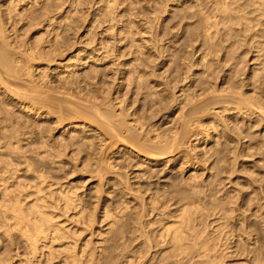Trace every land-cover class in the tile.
<instances>
[{
    "label": "rangeland",
    "instance_id": "obj_1",
    "mask_svg": "<svg viewBox=\"0 0 264 264\" xmlns=\"http://www.w3.org/2000/svg\"><path fill=\"white\" fill-rule=\"evenodd\" d=\"M5 2V4H4V2ZM10 1V2H9ZM15 0H0V4L1 5H3V7H8V6H10L11 4H14V6L16 5V3H17V0L14 2ZM32 0H30V2H31ZM46 1V0H45ZM44 0L42 1V0H37V2L39 3H42V2H45ZM68 1V2H67ZM67 1H60V7H58V8H56L57 10H55V11H58L60 14H62L63 13V11L66 9V8H68V10H69V8L70 9H72L73 11H74V9H75V12H73V18H74V20H76L75 22H74V20H72L71 21V25H72V30H71V28L70 29H68L67 30V32H69L68 34H67V32H64L63 34V37L64 36H67V38H65V43L67 42H71V44L70 43H66V44H64V50H65V53H61L62 54V56L60 55V54H58V56L57 57H59V58H55V60L57 61H55V62H53V63H51V64H49L48 65V67L50 68L51 67V70H54V69H56L54 72H51V70H49V74H53L52 76L50 75V81L48 82L49 84H48V92H47V96H49L50 98H54V99H60V103H61V105L63 106V107H68V108H73L75 105L74 104H69V103H67V102H63V100L62 99H64L65 100V96H64V94L65 95H69V96H71L72 97V100H74L73 99V96L74 97H77V98H75V100L76 99H78V97L80 96V94H82L81 92H78V89H76L77 88V84H78V88L80 87V88H83L87 83H85V84H83V83H81V81H78L77 80V77L79 76V75H81L82 76V74H84V71H85V74L86 73H88V72H90V73H92V71L91 70H89L88 71V69H89V67H86L85 65H84V61H86V57L87 56H89L88 54L94 49V48H96V47H98L97 46V44H100L101 42V40H102V42L103 41H105V38H106V42H108V41H110V39L109 38H107V35H109V34H107V29L106 28H108V26H110L109 24H112L113 23V25H115V30H114V33H115V35H114V39H115V43H114V46H115V48H114V52L112 53V55L114 56H112L111 58H109V59H111L110 61H109V59L108 60H105V61H103V63L102 64H100V62L99 63H96V64H98L97 65V68L98 69H100V74H98V75H100L98 78H96V80H95V77H94V79H91L90 78V76L91 77H93L94 75L93 74H91V75H89L88 74V77H89V82L91 83V81H92V84L93 85H91V87L90 88H87V87H89V86H86V88H83V91L85 92H87V91H89V89L90 90H92V92H94L95 90H96V88L98 89V87H97V85H94V84H96L95 83V81L97 82V80L99 81V82H102V84L100 83V85H102L101 86V88H99L98 89V94L100 95L101 94V96H99V95H97V97H101V98H104V100H105V102L107 101V104L108 105H112V107L113 108H111V109H113V110H115V112H118L120 109H118L119 108V103H117V101H118V99H119V101H121L122 99L124 100V102L125 103H123V100L121 101L122 102V105H124V109L127 111V113H136V115L138 114V111L139 112H141L140 114H138V115H142L143 113L145 114H143L142 116H144V117H147V119L146 120H148V122H147V129H151V130H156L157 131V133L158 132H161V133H167V135H172L174 132H176V131H178L179 129L178 128H180V134H181V145H180V153H178V152H176V153H173V155L171 154V155H169V156H166L165 158H163V159H160L158 162H159V164L160 165H162V166H160L159 164H158V166L156 165V167L155 166H151V168H152V170L151 169H149L150 167L149 166H147V163L145 162V161H147L148 163H150L149 161H148V159H146L145 157V155H144V152H142V151H140V150H138V151H134L133 149H131V147L132 146H130L131 145V143L127 140V139H124L125 141H123V139H117V138H115V139H113V137L114 136H110L111 134H110V131H108V130H106V131H104L105 129H103L102 127H99V129L101 130V131H99V132H101V133H98V126H100V124H98L97 125V123H95V122H97L96 120L95 121H93L92 122V120H94L95 118H93V117H91V116H89V115H83V116H77L76 114H74V113H68L65 109V111L62 109V111H64L63 113H61V110L60 111H58L57 110V112H56V110L54 111V113L55 114H53L52 112L51 113H49V114H47L46 112H44L45 110H43V109H41L40 111L38 110V112L41 114H34L33 112L32 113H26L25 114V112H22L20 109H21V107H22V105H27L28 103L26 102V101H24V99H20V97H18V96H16L15 95V97H14V95H13V97H12V95L9 97L8 96V94H5L3 91V89H1L0 88V101L2 100V99H4L6 102H4L3 100V102L1 101L0 102V110H1V112H5V115L8 113V115H10L11 116V118H10V116H8L7 115V122H6V124L8 125V126H3L2 125V123H1V125H0V129H1V131H0V133L2 132V131H4L5 129L7 130L8 129V131H5L6 133H10V134H8V135H6V133H5V135H6V137L7 136H9V138L7 139L6 137H4V139H1V134H0V144H2V143H6V145H9L10 147H9V149L7 150V152H3V153H0V160L2 161L3 160V162H1L0 161V165H1V167H3V170H1L0 169V176L1 177H3V178H6V181L8 182V184H11L12 182H14V180H20L21 182H23L22 184L23 185H26V184H29V181H31L32 180V182H33V175L34 174H36L37 172L36 171H40V172H42V174L44 173L45 174V176L48 178V177H50L48 180L49 181H51L52 183H54V184H56V186L57 187H59V186H61V188H63V189H67L68 187L70 188V187H73L75 190L77 189V192L76 193H78V194H80V196L79 197H81L85 202H83L82 201V199H81V201L83 202L82 203V205L84 204V206L85 207H83V209H84V211L85 212H87L88 214H89V212H90V215L92 216L91 218H92V224H91V226L88 228V229H86L87 231H82V232H80V234L76 237L78 240H77V243H79L78 241H83V240H85V241H87V245L89 246V247H87V245H86V247H85V249H86V251H88V257H87V259H90V257L92 256V257H94V255H96V253H97V250H101L102 251V255H101V261H102V263H104V260L107 258V261L108 262H105V263H109L110 264V262H111V264H115V262L117 261H119V262H121V263H119L118 262V264H170V262H171V264L173 263V264H176V260H177V258H178V260L180 261H177V263H179V264H184L185 262H186V260H187V264H193V260H195L197 257H198V255H199V257H202L203 255H205V256H203L204 258H209V255H210V260H214V261H220V262H222L223 264L225 263H227V264H251V263H253V264H258L257 262L259 261V264L261 263V264H263L264 263V134H262L261 136L259 135V134H261V133H264V128H263V126H264V122H259V123H261V125L258 123V121H254V123H248V122H238V124H240L239 126H238V132L240 133L241 132V134H247V132L250 130L251 132H252V135H254L253 137H254V140L255 139H257L258 138V136H260V138H258V139H260V140H255V142H254V140H253V137L252 136H250L251 138H252V140H251V143H250V146L248 145L249 144V142H248V140L250 139L249 138V134H251V132L249 131L248 133V135L246 136H244L243 135V137L244 138H247V140H245V142H244V138H241L240 139V136H241V134L240 135H238V134H236V138L234 137V138H232L231 139V137H233V136H235V134H233L229 139H231L230 141L228 140H226L225 141V143H223V150L222 151H220L219 153H221L222 154V156H220L219 158L217 157V156H213L214 154H217V150L215 149V147H216V145L214 146L213 145V143H212V141H213V138L214 139H216L217 137H216V135H215V131H214V129H213V127L211 126V123H209L213 118L211 117V116H213L214 117V115H213V113L211 112V111H213L212 109H209V110H211L210 111V113L212 114H210V113H205L207 116H209V118L210 119H208L207 118V116L206 115H204V121H202L201 123L202 124H197V123H191V122H189V123H187V124H184V126H183V123H182V117H183V114H185L189 109H190V106L188 105L189 104V102L190 101H188V98L187 97H181L180 95H181V92H179V89H182L183 87H187V86H190L189 87V95H196L197 94V87H196V85L195 84H193L192 83V81L190 82L189 80H188V78H186V80L184 81L183 80V78H181V79H177V78H175L174 76H173V78H169L168 76H167V65H165V67H159V65H160V63H164V61H165V58L167 59V57L169 58V61L167 62L169 65V71H172V69L170 70V68H171V66H172V68L173 69H175V67L177 66V64L176 63H174V58L175 57H178L177 59H179V57H182L181 58V60L182 59H185V58H183V57H185L186 55H187V53H188V55H187V59H185L183 62L185 63H183V62H181V60L179 61H177V60H175V61H177V62H181L180 63V68H183V67H191L190 69L191 70H193V72L195 71V72H198L199 70H200V65H199V60H201L200 58H202L201 57V55L203 54V49H201L202 48V46L201 45H199V43H197V40H195V39H193L192 40V38H191V40H190V37H193L192 35H193V33L191 32V31H198V29H199V27L198 26H200L199 24H201L199 21V19H198V16H200L201 15V13H202V15H201V17H203V15H204V17L205 18H210L211 20H213L214 19V17H213V14H214V12H211V11H209V9L211 10V8H212V6L211 5H209V3L207 2V1H203V2H199L200 4L202 3V5H198V7H197V5H195V2L194 1H192V2H190V0H187L186 1V3L185 4H191L192 3V7L190 8V7H188V9L190 10H192V13H194V11H195V9H196V12H197V14H195L194 16H192L193 14H190L191 13V11H188L187 13L189 14L188 16H190L191 15V19H187L188 20V25H190V22H191V24L194 22L195 24H196V22L195 21H197V20H199V21H197V26H195V24H194V26H192V25H190L191 26V31H188V30H185V27L186 26H188L187 25V23H184V25H185V27H184V25H183V27L180 29L179 28V30H178V28L177 27H173V20H172V22L169 20V17H168V12L166 11L167 9H166V4L167 3H169V4H171V3H176V0L174 1V0H169L168 2L166 1V0H73V2H72V0L70 1V0H67ZM75 1V2H74ZM110 1H115L116 2V8H115V10H114V12H113V15H112V17H110L109 15V17H106L105 15L108 13V9H107V5L109 4V2ZM170 1H171V3H170ZM174 1V2H173ZM201 1V0H200ZM231 1V0H230ZM241 1H243V0H241ZM21 2H23V3H25L26 5L28 4L29 6L31 5V4H29L28 2H29V0H26V1H24V0H22ZM64 2H66V3H64ZM77 2V3H76ZM187 2H190V3H187ZM193 2H194V6H193ZM61 3H62V5H61ZM70 4L71 5V7H70V5H68V4ZM72 3V4H71ZM8 6H7V5ZM19 5H21V3H18ZM25 4H22L23 6L25 5ZM65 4V5H64ZM169 4H168V6H169ZM207 4H208V6H207ZM68 5V6H67ZM163 5H165V6H163ZM205 5H206V7H205ZM12 7H13V5H11ZM22 6V7H23ZM62 6V7H61ZM67 6V7H66ZM175 6V5H174ZM200 6H201V10L199 11V8H200ZM211 6V7H210ZM26 6H24L23 8H21V6H20V10L22 9H26L25 8ZM35 6H33V7H31V8H34ZM196 7V8H195ZM207 7H208V9H207ZM210 7V8H209ZM74 8V9H73ZM168 8V7H167ZM204 8V10H202ZM209 11H207L206 9ZM77 9V10H76ZM247 8H243V10H246ZM21 10V11H22ZM107 10V13L105 12L104 13V11H106ZM213 10V9H212ZM54 11V12H55ZM61 11V12H60ZM203 11V12H202ZM58 12H55V17L56 18H58V20H61L62 19V16L61 15H59V13ZM195 12V13H196ZM198 12H199V14H198ZM204 12L206 13V14H204ZM58 13V14H57ZM75 13V14H74ZM208 13H211V15H209ZM116 14V15H115ZM207 14L209 15V16H207ZM57 15H59V16H57ZM76 15V16H75ZM104 15V16H103ZM115 15V16H114ZM198 15V16H197ZM103 16V17H102ZM197 16V17H196ZM207 16V17H206ZM59 17H60V19H59ZM75 17L77 18V19H75ZM79 17V18H78ZM106 17V18H105ZM120 17H122V18H120ZM124 17V18H123ZM196 17V20H193L194 18ZM213 17V18H212ZM72 18V19H73ZM109 18H114V19H112V21H111V19H109ZM193 18V19H192ZM78 19H79V21H78ZM122 19V20H121ZM125 19V20H124ZM168 19V20H167ZM81 20V21H80ZM108 20V21H107ZM127 20V21H126ZM193 22H192V21ZM100 21H102V22H100ZM116 21V22H115ZM43 22V24L41 23V20H40V22L38 21V23H37V21L35 22V23H37L35 26L37 27V29H36V27L35 26H32V27H28V26H26V24H24L23 23V25H24V29L26 30V28L28 27L29 29L28 30H24L23 29V25H22V23H20V25H18V26H15V27H18V28H15L13 25L11 26V24L9 25L8 24V26H6V28H8L10 31L13 29V33L12 32H10L9 30H8V32L9 33H11L10 35V37L11 38H16L17 36L18 37H20V38H17L20 42H25V45L27 46V45H30V44H32L33 46L34 45H38L39 44V39L41 38V37H52L51 36V34H49V31L48 30H50V29H48V23H46V21H42ZM45 22V23H44ZM74 22V23H73ZM76 22H78L77 24H76ZM81 22V23H80ZM103 22H104V24H103ZM112 22V23H111ZM124 22V23H123ZM168 22H171V23H169V25L167 24ZM223 22L224 23H228L226 20H223ZM41 25H40V24ZM73 23V24H72ZM121 24V25H120ZM171 24V25H170ZM22 25V26H21ZM40 25V26H39ZM43 25V26H42ZM169 27H168V26ZM202 25V24H201ZM9 26H11L10 28H9ZM45 26V27H44ZM146 26H148L147 28H145ZM190 26H188V27H190ZM26 27V28H25ZM42 27V29H40ZM126 27V28H125ZM173 27V28H172ZM194 27V28H193ZM12 28V29H11ZM48 29V30H44V29ZM124 28V29H123ZM169 28V29H168ZM196 28H198V29H196ZM202 28V26H200V29ZM16 29V30H15ZM22 31H21V30ZM36 29V30H35ZM40 29V30H39ZM176 29V30H175ZM185 31H187L188 33L189 32H191V35H190V33L188 34L187 32H185V34H184V30ZM186 29H188V28H186ZM193 29V30H192ZM37 30H39V31H37ZM69 30H71V31H69ZM128 30V31H127ZM168 30H169V32H168ZM190 30V29H189ZM16 31V32H15ZM24 31V32H23ZM33 32V34L31 35V33ZM44 31V32H43ZM45 31H47V33L45 32ZM90 31V35L88 36V32ZM106 31V33H104ZM118 31V32H117ZM131 32V33H129L128 35H127V32ZM177 33H176V32ZM19 32V33H18ZM72 32V34H71V36L69 35L70 33ZM103 32V33H102ZM117 32V33H116ZM121 32V33H120ZM194 32V33H195ZM14 33L16 34V35H14ZM24 33V34H23ZM25 33L26 34H28L27 36L25 35ZM104 35L103 37H102V34ZM123 33H125V34H123ZM168 33V34H167ZM181 33H183L184 34V37H183V39H181L182 38V34ZM20 34V35H19ZM41 34L43 35V36H41ZM47 34V35H46ZM106 34V35H105ZM118 34H120V35H117ZM133 34V35H132ZM177 34V35H176ZM178 34H180V36H181V38H180V36H178ZM187 34V35H186ZM13 35V36H12ZM25 36V37H21V36ZM30 35V36H29ZM35 35V36H34ZM123 35V36H122ZM176 35V36H175ZM189 35V38H188V42H191V43H188L187 42V36ZM33 36H34V38H33ZM40 36V37H39ZM69 36H70V38H69ZM117 36V37H116ZM120 36V37H119ZM30 37V39L28 40V38ZM32 37V38H31ZM37 39H36V38ZM39 37V38H38ZM49 37V38H50ZM131 37V38H130ZM179 37V40L177 41V43L179 44V45H177V44H175L176 42H175V40H176V38H178ZM21 38H23L22 40H21ZM49 38H47V40L49 39ZM102 38H104V39H102ZM184 38H186V40L184 39ZM26 39L28 40V42L26 41ZM51 39V38H50ZM70 41H69V40ZM92 39V40H91ZM101 39V40H100ZM131 39V40H130ZM181 39V40H180ZM35 40V44H33V41ZM67 40V41H66ZM89 40H91L92 42H91V45L88 43V41ZM95 40V42H93ZM117 40V41H116ZM120 40V42H118ZM127 40L129 41V43H127ZM132 40H134V41H132ZM183 40H184V43H183V46H181L182 44V42H183ZM31 41H32V43H31ZM38 42V44H37V42ZM124 41H125V43H124ZM180 41V42H179ZM30 42V44H27V43H29ZM100 42V43H99ZM134 42V44H132ZM195 42V44L194 45H192L191 46V44H193ZM93 43V44H92ZM144 43H146V44H144ZM24 44V43H23ZM120 44V45H119ZM141 44V46H140V48L138 47V45H140ZM190 44V45H189ZM196 44H197V46H196ZM42 45V44H41ZM68 45V46H67ZM89 45V46H88ZM94 45H95V47H94ZM133 45V46H132ZM136 45V46H135ZM179 47H177V46ZM184 45H188V47L186 46V48H185V46ZM45 46V45H44ZM65 46H67L66 48H65ZM70 46V47H69ZM174 46H176L177 48L175 49L176 51H174V54H173V51L172 50H174ZM181 46V47H180ZM195 46V47H194ZM248 46H249V44H248ZM94 47V48H93ZM118 47V48H117ZM185 48V49H183V48ZM201 47V48H200ZM250 47V46H249ZM248 47V48H249ZM182 50H184V51H182V52H184V56H183V53H181V49ZM194 48V49H193ZM247 48V49H248ZM253 48L255 49V47H250L249 48V50H247V52L245 51V52H243L241 55H243L244 57H246V54L245 53H248L249 55L247 56L248 57V59H247V61H246V58L243 60V61H245V62H247L248 64H246V63H243L242 62V65H241V63L238 65V67H236V69L237 68H240L241 69V66H243L242 68L243 69H241V71L243 72V74H244V72H245V74L244 75H242V74H240V69H238L239 71L236 73V75L238 74V80H240V79H242L243 77V81H245V80H249L248 79V77L250 76V74L249 75H247L248 73H250V71H252V69L253 68H255V71L256 72H259V71H257V68H258V66H259V70H260V68H263V64H262V66H261V64H257V63H261V62H259L260 61V57L263 55V53H264V49H260L259 50V48L257 47L256 48V51L255 50H253ZM69 49V50H68ZM92 49V50H91ZM126 49V50H125ZM170 49H172V50H170ZM190 49H192L193 50V52H192V50H190ZM251 49V50H250ZM257 49H258V51H257ZM67 50V51H66ZM132 50V51H131ZM179 50V51H178ZM186 50V51H185ZM197 50H199L198 52H197ZM200 50H202V51H200ZM253 50V51H252ZM134 51V57H136V55H137V53L139 54V55H137V56H141V58L142 59H138V61H140L139 63H141V65L138 63V61H136V63L137 64H139L138 65V67L141 69V66H142V64L144 63L143 62V57L145 58V63H144V68L146 67V65H147V63H149V65H151L150 67L149 66H147V67H149V69L151 70H148L147 69V67H146V69L147 70H145L144 68H143V66H142V69L144 70V72H146V71H150V72H146V74L149 76H147L148 77V79L150 78L151 79V77L152 78H154V80L152 81V80H150L151 81V83L152 82H154L152 85V89H153V91L154 92H156L157 93V95L154 97V99H155V101H153V102H149V100H145V96H144V98H142L143 97V95L145 94L144 92H145V88H140L142 91H143V93L144 94H142V91L140 92L141 94H139V92L137 91L138 89H135V85L131 82V81H129V80H124V79H122L121 78V73H123V71H124V68H126L127 66V68H129L130 66H129V64H130V61H131V58L133 59V52ZM136 51V52H135ZM169 51H172V52H169ZM192 53H194V52H196V53H194V54H192ZM249 51H250V53H249ZM64 52V51H63ZM80 52V53H79ZM167 52H169V53H167ZM178 52V53H177ZM81 54L80 56H81V58L82 59H85V60H83V64L82 63H79L78 61H77V55L76 54ZM118 53V54H117ZM124 53V54H123ZM132 53V54H131ZM141 53V54H140ZM172 53V54H171ZM176 53L179 55L180 54V56H177L176 55ZM130 54V55H129ZM163 54H164V56H163ZM181 54H182V56H181ZM189 54H191V56H189ZM116 55V56H115ZM132 55V56H131ZM162 55V56H161ZM169 55V56H168ZM174 55H176V56H174ZM240 55V56H241ZM94 58L96 57V58H99V54L98 53H95L94 52V55H92ZM128 56H130V57H128ZM146 56H147V58H146ZM161 56V57H160ZM174 58H173V57ZM189 56V57H188ZM193 56V57H192ZM196 56V57H195ZM199 56V57H198ZM203 56V55H202ZM258 56H259V58H258ZM159 57H160V59H159ZM165 57V58H164ZM171 57L173 58L172 60H170L171 59ZM195 57V58H194ZM242 57V56H241ZM244 57H242V58H244ZM257 57V58H256ZM113 58V59H112ZM115 58H116V61H114L113 62V60H115ZM154 58H155V61H153L154 60ZM192 58V59H191ZM199 58V59H198ZM264 57H261V59H263ZM147 59V60H146ZM152 59V61H150ZM159 59V60H158ZM163 59H164V61H163ZM188 59H190L189 60V64H188ZM257 61H256V60ZM259 59V60H258ZM68 60H71V61H69L68 62ZM193 62H192V61ZM196 60V65H198V67L195 65V61ZM255 60V61H254ZM106 61H108V62H106ZM129 61V62H128ZM133 62H134V60H132ZM146 61H148V62H146ZM75 62H77L76 64L78 65V66H73L72 68L73 69H76L77 70V72H78V75H77V77H76V81L74 82V85L76 86V88H75V86L74 85H72V84H70V87H69V85H68V89H67V87H65L64 85H61L60 84V82L58 81H56V80H58V79H60V77H61V74H62V76H64V73H65V75L67 74V69L68 68H66L67 67V65H70L71 63L73 64H75ZM87 62H89L90 63V61H88L87 60ZM153 62V63H152ZM160 62V63H159ZM166 62V61H165ZM191 62V63H190ZM256 62V63H255ZM46 62H39L38 64H41V65H39L41 68H43L44 66H45V68H46V64H48V63H46ZM69 63V64H68ZM114 63V64H113ZM116 63L118 64V65H116ZM157 63V65H155ZM198 63V64H197ZM253 63H255V64H253ZM42 64H44V65H42ZM54 64V65H53ZM75 64V65H76ZM82 64V65H81ZM90 64H92V63H90ZM154 64V65H153ZM174 64V65H173ZM183 64H184V66H183ZM191 64H193V67H192V65ZM53 65V66H52ZM114 65H115V67H114ZM120 65V66H119ZM126 65V66H125ZM171 65V66H170ZM176 65V66H175ZM189 65V66H188ZM241 65V66H240ZM248 65V66H247ZM258 65V66H257ZM106 66V67H105ZM159 67V69H158V71H157V68H156V72L154 71L155 70V67ZM247 66V67H246ZM254 66H256V67H254ZM82 67V68H81ZM85 67V68H84ZM124 67V68H123ZM153 67V68H152ZM178 67V66H177ZM177 67H176V69H177ZM195 67V68H194ZM253 67V68H252ZM82 69L83 71H81V70H78V69ZM115 68H116V70H115ZM152 68V69H151ZM247 68V70H245ZM48 69V68H47ZM86 69V70H85ZM176 69H175V71H176ZM198 69V70H197ZM65 70H66V72H65ZM69 70V69H68ZM244 70V71H243ZM81 71V72H80ZM120 71V72H119ZM249 71V72H248ZM260 71H262V72H264V68H263V70H260ZM83 72V73H82ZM103 72V73H102ZM192 72V71H191ZM241 72V73H242ZM80 73V74H79ZM133 72H131L129 75H131ZM152 73V74H151ZM170 73V75H172L174 72H169ZM101 74H102V76H101ZM158 76H157V75ZM240 74V75H239ZM93 75V76H92ZM155 75V76H154ZM242 75V76H241ZM245 75H247L248 77H245ZM37 76V75H36ZM59 76V77H58ZM81 76H79L80 77V79H81ZM114 76V77H113ZM119 76V77H118ZM239 76H241V78L239 79ZM57 77V78H56ZM103 77V78H102ZM104 77H106V78H104ZM112 77V78H111ZM146 77V78H147ZM237 77V76H236ZM36 78V77H35ZM101 81H100V80ZM108 79V80H107ZM190 79V78H189ZM86 80H87V78H86ZM216 80H217V77L215 78V80H214V82H216ZM105 83H104V82ZM128 81H129V83H128ZM80 82V83H79ZM121 82V83H120ZM126 82H127V85H126ZM107 83V84H106ZM122 84V86H120V84ZM125 83V84H124ZM52 84V85H51ZM83 86H82V85ZM89 84V83H88ZM59 85V86H58ZM61 85V86H60ZM105 85V86H104ZM123 85H125V86H123ZM129 85V89H130V91H129V89L127 88V86ZM132 85H134V87L132 86ZM74 86V88H75V90H77V91H75L74 90V88H72ZM93 86H94V88H93ZM132 86V87H131ZM56 87V88H55ZM62 87H64V89L62 88ZM100 87V86H99ZM103 87H105L104 89H103ZM121 87V88H120ZM125 89H124V88ZM72 88V89H71ZM134 88V89H133ZM25 89V90H24ZM27 89L28 88H24V87H22L21 88V90H22V92H21V90L19 91L20 93H23L24 91V93H27L26 91H27ZM61 89V90H60ZM84 89H86V90H84ZM93 89H94V91H93ZM120 89H122V90H120ZM128 89V93L129 94H125V90H127ZM144 89V90H143ZM2 90V91H1ZM65 90H67V92L65 91ZM100 90H101V92H100ZM103 90V91H102ZM131 90L132 91H134V92H136L137 91V94L138 95H140V97L139 96H137L136 97V93L135 94H133L134 92H131ZM263 90H264V88H263ZM63 91H64V93H63ZM75 91V92H74ZM82 91V92H83ZM106 91V92H105ZM122 91V92H121ZM140 91V90H139ZM244 91H248L247 90V88H245L244 89ZM2 92V93H1ZM71 93V95H70V93ZM76 92H78V94L76 93ZM124 92V93H123ZM249 92V91H248ZM95 93H97V90L95 91ZM105 93V94H104ZM119 93V96L120 97H118V94ZM123 95H122V94ZM4 94V95H3ZM132 94V95H131ZM2 95V96H1ZM7 97H6V96ZM62 95V96H61ZM73 95V96H72ZM78 95V96H77ZM262 95H264V91L262 92ZM105 96V97H104ZM115 96H117L118 98L117 99H115L114 97ZM4 97V98H3ZM16 97H18L17 99H15ZM111 97H112V99L114 100L115 99V101L116 102H114L112 99H111ZM139 97V98H138ZM6 98V99H5ZM137 98V99H136ZM141 98V99H140ZM263 98H264V96H263ZM20 99V100H19ZM121 99V100H120ZM144 99V100H143ZM98 100V99H97ZM111 100V101H110ZM19 101V102H18ZM23 102V103H22ZM56 102V101H55ZM110 102V103H109ZM120 102V103H121ZM130 104H129V103ZM263 102H264V99H263ZM3 103V107H2V104ZM6 103H8L7 105H6ZM116 103H117V105H116ZM126 104V105H125ZM20 107H19V106ZM67 105V106H66ZM263 105H264V103H263ZM71 106V107H70ZM118 106V107H117ZM121 106V105H120ZM137 106H138V108H137ZM76 107L77 106H75L74 108L76 109ZM111 107V106H110ZM121 107H123V106H121ZM137 109H136V108ZM7 108V109H6ZM73 108V109H74ZM4 111H3V110ZM10 110V111H9ZM47 110V109H46ZM134 110V111H133ZM138 110V111H137ZM209 110H208V112H209ZM7 111V112H6ZM125 111V112H126ZM11 112V113H10ZM150 112V113H149ZM154 112H156L155 114H156V116L154 115ZM15 113V114H14ZM24 113V114H23ZM151 113H153V115L151 114ZM12 114V115H11ZM59 114H60V116H59ZM65 114V115H64ZM209 114V115H208ZM14 115V116H13ZM46 115V116H45ZM56 115V116H55ZM73 115H75V116H73ZM151 115V116H150ZM53 116V117H52ZM14 117V118H13ZM77 117V118H76ZM88 117H90V118H88ZM149 117V118H148ZM13 118V119H12ZM81 118V119H80ZM86 118H88L87 120H86ZM212 118V119H211ZM56 119H58L57 121H56ZM145 119V118H144ZM17 120V121H16ZM23 120V121H22ZM187 120H189V118L187 119ZM210 120V121H209ZM13 123H12V122ZM209 121V122H208ZM91 122V123H90ZM255 122L256 123H258V127H259V125H260V129L258 128V127H256V124H255ZM99 123V122H98ZM216 123V122H215ZM243 123V124H242ZM12 124V125H11ZM13 124H15V125H13ZM29 124V125H28ZM36 124V125H35ZM80 124H82V128H80L79 130L77 129V130H74V129H72V127L74 126V125H80ZM94 124H96V125H94ZM202 125V126H201ZM242 125H243V130H242ZM252 125V126H251ZM255 125V127H253ZM263 125V126H262ZM10 126H13V127H10ZM95 126H97V127H95ZM183 126V127H182ZM211 126V127H210ZM250 126V127H249ZM5 127H7V128H5ZM219 127H220V125H218V129H219ZM33 128V129H32ZM45 128V129H44ZM98 130H97V129ZM103 130H102V129ZM245 128H246V130H245ZM255 128V129H254ZM257 128V129H256ZM93 129V130H92ZM211 129V130H210ZM213 129V130H212ZM240 129V130H239ZM252 129V130H251ZM182 130V131H181ZM206 130H209V131H206ZM260 130V131H259ZM9 131H11V132H9ZM93 131H94V134H93ZM242 131L244 132V133H242ZM245 131H246V133H245ZM254 131H255V133H256V131H257V133L256 134H258V135H256L255 133H254ZM259 131V132H258ZM18 132V133H17ZM98 133V134H96V133ZM214 132V133H213ZM261 132V133H260ZM39 133V134H38ZM45 133V134H44ZM109 133V134H108ZM126 133V132H125ZM155 133V132H154ZM154 133H152V134H154ZM17 134V135H16ZM31 134V135H30ZM85 134H87V135H89V136H85ZM105 134V136L106 137H104L103 135ZM14 135V136H13ZM24 135V136H23ZM37 135V136H36ZM92 135H94L95 137L94 138H96L97 137V139H94L93 138V136ZM97 135V136H96ZM102 135V136H101ZM108 135H109V137H108ZM198 135V136H197ZM45 136V137H44ZM77 136H79V137H77ZM101 136V137H100ZM197 136V137H196ZM237 136H238V138L241 140V142H240V140L237 138ZM263 136V137H262ZM49 137H50V139H49ZM72 137H73V140H72ZM75 137V138H74ZM87 137V138H86ZM94 139V141L92 140V142H90L92 145L91 146H93V147H89V144H86V141H87V143L90 141V139H92V138ZM104 139H103V138ZM112 137V138H111ZM242 137V136H241ZM41 138V139H40ZM68 138V139H67ZM107 138V139H106ZM111 138V139H110ZM262 138V139H261ZM7 139V140H6ZM71 139V140H70ZM77 139V140H76ZM218 139L219 140H221V141H223L224 139H222V137L221 138H219L218 137ZM234 139H236L235 141H234ZM239 141H238V140ZM242 139H243V141H242ZM102 140H104L103 142H102ZM122 140V141H121ZM233 140V142L231 143V141ZM58 141V142H57ZM75 141V142H74ZM78 141H81V147L77 144H75V143H78ZM127 141V142H126ZM247 141V142H246ZM260 141V142H259ZM71 142V143H70ZM73 142V143H72ZM96 142V144H94ZM103 143V144H101V143ZM227 142V143H226ZM228 142L229 143H231L232 145H228ZM257 142H259V143H257ZM12 143V144H11ZM85 143V144H84ZM128 143V144H127ZM241 143H243V144H241ZM245 143L247 144V145H245ZM255 143V144H254ZM257 143V144H256ZM260 143H261V145H260ZM16 144V145H15ZM45 144L47 145V146H45ZM70 144H72V145H70ZM75 144V145H74ZM80 144V143H79ZM94 144V145H93ZM98 144H100V146L98 145ZM215 144H217V142L215 141ZM227 144V145H226ZM252 144H253V147H251L252 146ZM258 144L260 145V146H258ZM19 145H20V147H19ZM85 146L86 145V147H83V146ZM87 145H88V148H90L91 149V151H90V149H87ZM243 145L245 146L243 149H242V147H243ZM257 145V146H256ZM58 146V147H57ZM67 146V147H66ZM78 146V147H77ZM246 146H247V149L248 150H246ZM65 147V148H64ZM82 147L85 149V150H82ZM95 147V148H94ZM97 147H99V150H98V148ZM100 147H101V149H100ZM229 149H228V148ZM97 148V149H96ZM232 148H234V149H232ZM249 148H253V149H249ZM75 149V150H74ZM78 149V150H77ZM96 149V150H95ZM13 150V151H12ZM22 150H24V151H22ZM79 150H82V151H80L79 152ZM88 150L90 151V152H92V150H95L94 151V154H93V152L89 155L88 153H90V152H88ZM126 150L130 153H128L129 154V156H127L128 154H126L127 152H126ZM133 152H135V154L134 153H132V156L130 157V155H131V152L132 151ZM229 151V153L227 154V151ZM242 150V151H241ZM243 150L246 152V153H244L243 152ZM9 151V152H8ZM12 151V152H11ZM17 151H19V152H17ZM52 151V152H51ZM86 151H87V153H86ZM99 151V152H98ZM124 151H125V154H124ZM240 151V152H239ZM251 151V152H250ZM17 152V153H16ZM58 152V153H57ZM61 152V153H60ZM139 152V153H138ZM142 152V153H141ZM207 152V153H206ZM225 152H226V154H225ZM249 152V153H248ZM8 153V154H7ZM54 153V154H53ZM66 153V154H65ZM79 153V154H78ZM96 153V154H95ZM178 153V154H177ZM242 153H244L245 154V156H247V157H245ZM255 153V154H254ZM1 154H3V156H1ZM42 155V156H40V155ZM63 154V155H62ZM139 154H141V155H139ZM176 154V155H175ZM239 155V156H237V158H235L236 157V155ZM263 154V155H262ZM91 155H92V157H91ZM144 155V156H143ZM217 155H220V154H217ZM240 155H241V157L242 156H244V157H242V159H241V157H240ZM251 155H252V157H251ZM65 156V157H64ZM72 156V157H71ZM87 156H88V158H89V156H90V158H89V160L87 159ZM97 156V157H96ZM99 156V157H98ZM101 156V157H100ZM46 157V158H45ZM63 159H62V158ZM70 157V158H69ZM95 157H96V159L97 160H99L100 161V163H99V161H98V165L96 164V162H97V160H95ZM138 157L140 158V160L138 159ZM175 157V158H174ZM213 157H215V159L213 158ZM217 157V158H216ZM229 157V158H228ZM232 159H231V158ZM253 157H255V158H253ZM40 158V159H39ZM69 158V159H68ZM78 160H77V159ZM100 158V159H99ZM173 158H174V160H173ZM233 158H235V160H233ZM253 158V159H252ZM12 159V160H11ZM75 159V160H74ZM85 159H86V161H85ZM94 159V160H93ZM170 159V161H168V162H166V160H169ZM230 159V160H229ZM55 160H57V161H55ZM59 160V161H58ZM68 160V161H67ZM74 160V161H73ZM83 160V161H82ZM94 162H92V161ZM138 160V161H137ZM214 160V161H213ZM252 160H254L253 162H252ZM7 161V162H6ZM39 161V162H38ZM44 161V162H43ZM81 161V162H80ZM85 161V162H84ZM91 161V162H90ZM96 161V162H95ZM118 161V162H117ZM246 161V162H245ZM5 162V163H4ZM64 162V163H63ZM78 164H76V163ZM83 162V163H82ZM87 162V163H86ZM91 164H93V165H91ZM101 162H102V164H104V165H101ZM107 162V163H106ZM248 162H251V163H253V165L251 164V163H248ZM255 162H256V165H254L255 164ZM261 162V163H260ZM7 163V164H6ZM47 163V164H46ZM61 163V164H60ZM70 163H72V164H70ZM86 163V164H85ZM152 163V162H151ZM243 163H246L247 164V167H246V164H243ZM258 163V164H257ZM4 164H6V165H4ZM87 164H89V166L87 165ZM100 164V165H99ZM120 164V165H119ZM124 164V165H123ZM70 165V166H69ZM90 165L92 166L91 168H90ZM112 165V166H111ZM148 165H150V164H148ZM244 165V166H243ZM252 165V166H251ZM257 165H258V167H259V169L257 168ZM73 166V167H72ZM75 166V167H74ZM87 166V167H86ZM101 166H102V168H103V166H104V169H102L101 168ZM108 166V167H107ZM122 166V167H121ZM253 167V168H249V167ZM263 166V170H262V168L261 167ZM7 167V168H6ZM59 167V168H58ZM62 167V168H61ZM97 167V168H96ZM113 169H112V168ZM162 167V168H161ZM215 167V168H214ZM243 167V168H242ZM77 168V169H76ZM80 168V169H79ZM102 169V170H100V169ZM105 168L107 169V173H106V170H105ZM110 168V169H109ZM119 168V169H118ZM122 168V169H121ZM158 169V170H156V169ZM160 168L162 169V170H160ZM164 168V169H163ZM214 168V169H213ZM246 168L248 169V172H247V170H246ZM257 168V169H256ZM260 168H261V170H260ZM29 169V170H28ZM95 169H96V171H95ZM98 169L100 170L99 172H101V173H98L97 171H98ZM109 169V170H108ZM118 169V170H117ZM195 169V170H194ZM36 170V171H35ZM79 170V171H78ZM103 170H105V172L103 171ZM160 170V171H159ZM165 170V171H164ZM249 170H250V172L252 173V175L253 176H250V172H249ZM256 170V171H255ZM35 171V172H34ZM112 172V174H111V172ZM153 171V173H151ZM196 171V172H195ZM245 171V172H244ZM255 171V172H254ZM5 172V173H4ZM34 172V173H33ZM72 172H74V173H72ZM102 172H104L103 174H102ZM108 172H110V173H108ZM116 173V176H115V173ZM126 172V173H125ZM156 172V173H155ZM162 173V176H158L159 177V180H158V178H157V175L159 174V173ZM219 173V175H218V173ZM259 172V173H258ZM1 173H3V175L1 174ZM105 173H106V175H105ZM118 173H121V175H123L124 176V178L123 177H121V176H119L118 175ZM124 173H125V175H124ZM146 173V176L144 175V174ZM158 173V174H157ZM161 173H160V175H161ZM67 174V175H66ZM101 174L103 175V178H101L102 176H101ZM140 174H142L141 176H140ZM151 174V175H150ZM154 174L156 175V176H154ZM192 174H195V176L197 175L199 178H200V180L201 181H203V185H202V183H201V181L199 180V178L196 176V179L197 180H199V181H197L196 179H195V176L194 177H189V176H191ZM210 174H212V176L210 175ZM215 174H216V178L214 177L215 176ZM260 174V175H259ZM263 174V175H262ZM10 175H13V176H11V177H13V178H11L10 177ZM49 175V176H48ZM57 175V176H56ZM111 175L113 176V177H111ZM128 175V176H127ZM153 175V176H152ZM6 176H8V178L6 177ZM60 176V177H59ZM104 176H106V177H104ZM108 176H109V178H108ZM145 176V177H144ZM147 176H148V178H147ZM149 176H151L150 177V179H149ZM218 176V177H217ZM56 177H57V179H56ZM99 177V178H98ZM128 177V178H127ZM141 177V178H140ZM152 177H154V178H152ZM252 177V178H251ZM12 179V181L10 182V180ZM17 178V179H16ZM112 178L114 179V181L116 180V178H117V181H111L112 180ZM122 178V179H121ZM131 178V179H130ZM142 178H146V181L143 179L142 180ZM191 178V179H190ZM207 178V179H206ZM211 179V180H213V179H215L216 180V182H213V181H215V180H213V181H211V183H214L213 185H212V187H210L211 185L210 184H207V183H209L208 182V180L209 179ZM10 179V180H9ZM14 179V180H13ZM101 179H102V181L103 180H106V181H103V182H101L102 183V185L101 184H99L100 183V181H101ZM121 179V180H120ZM186 179H187V181H188V179H190L189 181H191L192 179H194V181L195 182H197L198 184H199V187H197L198 188V191L196 190V185H195V183H194V181L192 182L191 181V183H192V185H191V187L189 188L188 186H190V182H189V185H187L188 184V182H186ZM109 181V183H108V181ZM126 180V181H125ZM163 180V181H162ZM164 180H165V182H164ZM168 180V183L166 182ZM223 180V181H222ZM28 181V182H27ZM120 181H123L122 182V184H121V182ZM127 181H129V184H127L128 182ZM160 183H159V182ZM183 181H185L184 183H186V184H183ZM206 183H205V182ZM222 181V182H221ZM25 182H27L26 184H25ZM32 182H30V183H32ZM105 182V183H104ZM116 182H119V184L117 183V187L115 188V190L113 189L114 187H115V185L114 184H116ZM153 182V183H152ZM96 183H98V184H96ZM106 183H108L107 185H108V188H107V185H106ZM114 183V184H113ZM147 183V184H146ZM159 183V185L161 184V186H159V185H157V184ZM173 184V186L174 185H176L177 187H179V189H181L182 187V189L180 190V191H182L183 190V193L185 194V192H184V190H185V185L187 186V188H186V194L188 193V194H192V195H194V194H197V195H199L200 194V196L203 194V193H201L202 192V190L204 191V195H205V197L207 198H203V196L204 195H202L201 196V199L199 198L200 196H197V195H194L195 197H198V198H195V199H193V197L191 196V197H189L188 196V194L186 195H182V197H181V195H179V194H182V192H179V189H177V188H175V187H173L174 189H173V191L171 192V190H172V186H171V190H169L170 189V185H172ZM175 183V184H174ZM194 183V184H193ZM196 183V184H197ZM205 183V184H204ZM218 184V185H216V184ZM103 184H104V186H103ZM112 185V186H110V185ZM164 186H163V185ZM179 184V185H178ZM180 184H182V187H181V185ZM197 184V185H198ZM202 186H201V185ZM1 185V184H0ZM101 185V187H102V189H99V188H101V187H99V188H97L98 186H100ZM118 185H120L119 187H120V189H119V187H118ZM122 185V186H121ZM131 185V186H130ZM141 185V186H140ZM169 185V188L167 187ZM184 185V186H183ZM207 185H210V186H207ZM55 185H54V187H53V189L56 187ZM110 186V187H109ZM114 186V187H113ZM131 188H130V187ZM138 186V187H137ZM139 186H140V188H139ZM144 186V187H143ZM149 186V187H148ZM163 186V187H162ZM194 186V187H193ZM206 186V187H205ZM56 187V188H57ZM95 187V188H94ZM122 187V188H121ZM125 187V188H124ZM137 187V188H136ZM155 187V188H154ZM185 187V188H184ZM192 187L194 188V189H192ZM217 187V188H216ZM133 188V189H132ZM143 188V189H142ZM165 190H164V189ZM207 188V189H206ZM210 188V189H209ZM95 189V190H94ZM96 189H98V191L100 190V194L98 193V191L95 193V191H96ZM105 189V190H104ZM127 190L129 193H127V195H126V193H124V191L125 190ZM142 191H141V190ZM177 189V190H176ZM187 189H189V190H187ZM192 189V190H191ZM200 189H202L201 190V192H200ZM118 190H119V192H118ZM123 190V191H122ZM137 192H135V191ZM140 190V191H139ZM168 190V191H167ZM213 190H214V192H215V194H216V196H214L215 194H214V192H213ZM106 191V192H105ZM113 191V192H112ZM126 191V192H127ZM153 191V192H152ZM163 191V192H162ZM174 191H176V193H177V191H178V196L176 195V193L174 192ZM192 191V192H194L195 191V193L193 194V193H190V192ZM209 191V192H208ZM212 191V192H211ZM101 192L103 193V195L101 194ZM112 192V193H111ZM120 192H122V194L124 193L125 195H123L124 197H122V194L120 195ZM132 192V193H131ZM140 192H142V193H140ZM149 192V193H148ZM154 192H156V193H154ZM162 192V193H161ZM167 192V193H166ZM169 192H171V193H169ZM175 193V195H174V193ZM197 192V193H196ZM115 193V194H114ZM140 193V194H139ZM164 193V194H163ZM166 193V194H165ZM218 193V194H217ZM129 194V195H128ZM131 194V195H130ZM136 194V197L134 196ZM152 194H153V196H152ZM168 194V195H167ZM170 194V195H169ZM173 194V195H172ZM214 194V195H213ZM97 195L99 196V198L97 197ZM100 195H102V196H100ZM139 197H138V196ZM154 195H156V197H154ZM166 196V197H164V196ZM172 195V196H171ZM111 196V197H110ZM141 196V197H140ZM145 196V197H144ZM152 196V197H151ZM170 196V197H169ZM176 196V197H175ZM186 196V197H185ZM214 196V197H213ZM137 197H138V199H137ZM144 197V198H143ZM155 198V200H154V198ZM167 198L166 200H161L162 198ZM169 197V198H168ZM185 197V198H184ZM188 197V199H186ZM212 197V198H211ZM215 197H217V198H215ZM229 197V198H228ZM230 197H231V200H229L230 199ZM111 198V199H110ZM134 198V199H133ZM136 198V199H135ZM146 198V199H145ZM149 198V199H148ZM152 198H153V200H152ZM156 198H157V200L159 201H156ZM161 198V199H160ZM174 200H173V199ZM190 198H192V199H190ZM210 198V199H209ZM226 198H228V199H226ZM141 199V200H140ZM151 199V200H150ZM160 199V200H159ZM184 199V200H183ZM199 199V200H198ZM202 199H204V200H202ZM226 199V200H225ZM1 200V199H0ZM123 200V201H122ZM137 200V201H136ZM145 200H146V202H145ZM150 200V201H149ZM171 200V201H170ZM177 200V201H176ZM181 200V201H180ZM183 200V201H182ZM188 200H189V202H188ZM197 200V201H196ZM210 200V201H209ZM128 201L129 202H131V203H128ZM153 201V202H152ZM161 201V202H160ZM164 201H165V203H164ZM173 201V202H172ZM179 201V202H178ZM198 201H201V202H198ZM222 202V204H225V206L223 205L222 206V204H220L221 202ZM224 201V202H223ZM230 201V202H229ZM96 202V203H95ZM138 202V203H137ZM139 202H140V204H139ZM144 204H143V203ZM150 202V203H149ZM157 202H158V204H157ZM168 202V203H167ZM170 202V203H169ZM172 202V203H171ZM178 202V203H177ZM205 202V203H204ZM214 202V203H213ZM99 203H100V205H99ZM128 203V204H127ZM148 203V204H147ZM153 203V204H152ZM164 203V204H163ZM176 203H177V205H180L179 206V209L180 208H182V207H185L188 203V205H187V208L190 206V210H191V207L192 206H196L198 203V205H197V207H199L198 209H200V210H198L197 209V207H194L195 209L193 210L192 209V212H191V215L193 216L192 217V219H195L194 218V216L196 215V213H199V211H200V213L202 214H200L199 213V215H201V216H199L198 214L196 215L197 216V218L196 219H199L200 217H202V218H200L199 220H193L192 222H194L195 224L193 225L194 226V228H191V227H193L192 225H191V227H190V232H195L197 229H199V230H197V231H199V232H197L198 233V235H199V237L201 238L202 236L203 237H206V239L208 240V243H207V245H208V247L207 248H209V249H206V244H205V242H203V240H205V238L204 239H202V240H200V238L198 239L199 241H202L199 245V251L201 250L202 252H199L198 251V253H202L201 255L200 254H196V253H194V252H191V254L189 253V255H183V257L182 256H180V255H176L177 256V258H174V257H176L175 255L173 256V251L172 250H174V248L172 247V246H170L171 245V238H170V236L169 235H167V237H166V233H164L163 235L162 234H160V233H162L161 232V230H163V224L164 223H167L168 222V224H172V225H174V221H176V220H178L179 219V217H178V214H179V209H177L178 207H177V205H176ZM181 203V204H180ZM190 203H191V205H190ZM195 203V204H194ZM209 203V204H208ZM109 205V207H106L105 205ZM119 204V205H118ZM132 204H135V205H132ZM155 204V205H154ZM162 204V205H161ZM168 204H170V205H168ZM174 204V205H173ZM211 204V205H210ZM218 204H220V205H218ZM234 204V205H233ZM127 205V206H126ZM128 205H129V208H127L128 207ZM140 205V206H139ZM154 205V206H153ZM95 206V207H94ZM98 206V207H97ZM123 206H125V207H123ZM131 206V207H130ZM136 206H138L139 208H137L138 209V213L136 212V210H134V213H131L130 214V211H132L133 212V209H135L134 207H136ZM145 206H148V207H146L145 208ZM150 206H151V208H150ZM153 206V207H152ZM165 206V207H164ZM177 208H176V207ZM206 206H207V209H206ZM222 208H221V207ZM87 207V209H85ZM123 207V208H122ZM133 207V208H132ZM157 207V208H156ZM167 207H168V209L171 211L170 213H167L169 210H167ZM177 209V213L175 212L176 210L174 209ZM212 207V208H211ZM97 208V210H95ZM103 208H107L108 209V211H110V213H109V216H108V219L106 218V220L105 219H103L102 218V210H103ZM165 210H164V209ZM202 208V209H201ZM218 208H219V210H218ZM221 208V209H220ZM110 209V210H109ZM119 209V210H118ZM130 209V210H129ZM155 209H158V210H155ZM162 209V210H161ZM196 209H197V211H196ZM90 210V211H89ZM93 210V212H91ZM140 210V211H139ZM146 210V211H145ZM153 211V212H151V211ZM160 210V211H159ZM172 210H173V212L174 213H172ZM175 210V211H174ZM203 210V212H201ZM213 210H214V212H213ZM99 213H98V212ZM125 211V212H124ZM127 211H129V212H127ZM143 211H145L144 213H143ZM193 211H196V213L194 212V214H193ZM211 213H210V212ZM217 211V212H216ZM233 211V212H232ZM122 212H124V213H122ZM137 214H136V213ZM140 212V213H139ZM160 212V213H159ZM226 212V213H225ZM238 212V213H237ZM240 212V213H239ZM96 213V215H93V214H95ZM115 213V214H114ZM119 213V214H118ZM147 213V214H146ZM165 213H167V214H165ZM209 213V214H208ZM232 213V214H231ZM255 213H257V214H255ZM127 214V215H126ZM142 214H143V216H142ZM169 214V215H168ZM170 214L172 215V216H170ZM176 214H177V216H176ZM214 216H213V215ZM228 215V216H226V215ZM234 214V215H233ZM240 214V215H239ZM254 214H255V216H254ZM120 215H122L121 217H120ZM136 215L138 216H140V217H138V218H140V220L137 218L136 219ZM148 215V216H147ZM160 215V216H159ZM212 215V216H211ZM242 215V216H241ZM250 215V216H249ZM252 215V216H251ZM94 216H96V217H94ZM127 216V217H126ZM132 216V217H131ZM166 216V217H165ZM173 216H174V218H173ZM195 216V217H196ZM207 216V217H206ZM211 217V218H208V217ZM215 216H216V218H215ZM221 216V217H220ZM223 216V217H222ZM224 216H225V218H224ZM230 216L232 217V219L234 220H232L231 218H230ZM237 216H238V218H237ZM244 216H245V218H244ZM65 217V216H64ZM63 216H60V219H63L64 218ZM125 217V218H124ZM135 217V219L137 220V223H136V220L135 219H132V218H134ZM248 217V218H247ZM94 218H95V221H96V223H95V221H93L94 220ZM143 218V219H142ZM150 218V219H149ZM164 218H167V219H165V222H163V219ZM168 218H169V220H168ZM171 218H173V219H175V220H173V219H171ZM222 218V219H221ZM243 220H242V219ZM127 219V220H126ZM207 219V220H206ZM249 219V220H248ZM132 220V221H131ZM150 220V221H149ZM220 222H219V221ZM222 220V221H221ZM245 220V221H244ZM141 221H142V224H143V227L141 226L142 224H141ZM148 221V222H147ZM170 221V222H169ZM199 221V222H198ZM205 221V222H204ZM227 221V222H226ZM236 221H238V222H236ZM239 221H241V222H239ZM67 222V221H66ZM65 222V223H66ZM68 222H70V223H68ZM67 223L69 224L68 226H72L73 228H75L74 227V225H75V223H76V228L78 227H81L80 226V224L79 223H77L76 221H72V220H70V221H68ZM73 222V223H72ZM106 222V223H105ZM110 222V223H109ZM153 224H152V223ZM172 222V223H171ZM192 222H191V224H192ZM198 222V223H197ZM201 222V223H200ZM231 222V223H230ZM124 223H126L127 224V226H128V228H127V226H126V224H124ZM139 223H140V225H139ZM149 223V224H148ZM203 223V224H202ZM212 223H214V225L212 224ZM216 223H217V225H216ZM224 223V224H223ZM227 223V224H226ZM239 223V224H238ZM73 224V225H72ZM109 224H111L110 226H111V228H110V230H108L109 228H108V226H109ZM135 226H139V228H138V230H137V234L135 235V233H136V229H137V227H135ZM138 224V225H137ZM146 224V225H145ZM154 224H155V226H154ZM176 224H178V222L176 221ZM204 225V226H202V225ZM207 224H209V226L207 225ZM248 226H246V225ZM79 225V226H78ZM101 225V226H100ZM121 225H123V226H121ZM148 225H149V227H148ZM198 227H197V226ZM201 225V226H200ZM226 225V226H225ZM249 225H251V226H249ZM100 226V227H99ZM133 226V227H132ZM148 228H147V227ZM158 226V227H157ZM221 226H223V227H221ZM125 227V228H124ZM140 227H141V229H140ZM197 227V229L196 230H194L195 228ZM202 227V228H201ZM206 227H208V228H206ZM250 227V228H249ZM112 228H114V229H112ZM136 228V229H135ZM145 229V231H143L142 232V230H144ZM150 228H152V229H150ZM161 230H160V229ZM204 228V229H203ZM220 228H222L221 230H220ZM225 228V229H224ZM227 228H229V229H227ZM245 228V229H244ZM126 229H128V230H126ZM132 229H133V231H132ZM148 229V230H147ZM155 229V230H154ZM202 229V230H201ZM210 229V230H209ZM247 229V230H246ZM251 229V230H250ZM255 231H254V230ZM121 230V231H120ZM134 230H135V232H134ZM147 230V231H146ZM151 230H153V232L151 231ZM206 231V233L204 232V231ZM209 230V231H208ZM110 231V232H109ZM113 231V232H112ZM123 231V232H122ZM128 233H127V232ZM131 231V232H130ZM201 231V232H200ZM203 231V232H202ZM219 231H220V233L222 232V234H221V236H220V233H219ZM87 232V233H86ZM115 232H118V237L116 236L117 235V233H115ZM141 232V233H140ZM157 232V233H156ZM164 232V231H163ZM212 232V233H211ZM224 232H225V234H224ZM226 232H227V236H226ZM253 232V233H252ZM125 234V236H122V235H124ZM146 233L148 234H150V236H149V238L151 239V240H149V238H148V235H146ZM152 233V234H151ZM154 233H155V235H154ZM203 234L202 236L200 235V234ZM217 233H218V237H217ZM254 233H255V235H254ZM83 234V235H82ZM114 234H116V235H114ZM138 234H140V235H142V236H139ZM146 235V237L144 238V236ZM157 234V235H156ZM251 234V235H250ZM257 234V235H256ZM82 235V236H81ZM112 235H114V236H112ZM131 235V237L133 236V238H131V237H129ZM159 235H161L160 237H159ZM165 235V237H163ZM198 235H197V238H198ZM214 235V236H213ZM225 235V236H224ZM245 235V238L243 237ZM92 236V237H91ZM103 236V237H102ZM120 236H122L121 238H120ZM140 238H139V237ZM154 236V237H153ZM169 236V237H168ZM208 236V237H207ZM212 236V237H211ZM254 236V238H252ZM115 237L117 238V239H119V241H116L117 243V245L116 244H114L115 243ZM135 237H136V239H138L137 241L135 240ZM159 237V238H158ZM196 237V236H195ZM227 237V238H226ZM250 237V238H249ZM79 238H81V240H79ZM85 238V239H84ZM112 238L114 239V240H112ZM124 238V239H123ZM142 238V239H141ZM153 238V239H152ZM154 238H156L155 240H154ZM158 238V239H157ZM223 240H222V239ZM229 238V239H228ZM104 239V240H103ZM116 239V240H117ZM136 241H134V240ZM139 239H140V241H139ZM145 239V240H144ZM148 239V240H147ZM159 239H160V241H159ZM212 239V240H211ZM217 239V240H216ZM221 239V240H220ZM250 239V240H249ZM112 240V241H111ZM133 240V241H132ZM142 240V241H141ZM216 240V241H215ZM226 240V241H225ZM121 241V242H120ZM144 241V242H143ZM146 241V242H145ZM155 241H157V242H155ZM159 241V242H158ZM1 242V241H0ZM140 242H142V243H145V245H148V246H145L144 244H140ZM212 242V243H211ZM214 242H215V244H214ZM220 242V243H219ZM249 242V243H248ZM105 243V244H104ZM111 243L113 244V245H111ZM131 243V244H130ZM135 243V244H134ZM139 243V244H138ZM153 243V244H152ZM165 243V244H164ZM219 243V244H218ZM243 245H242V244ZM252 243V244H251ZM93 244V245H92ZM100 244V245H99ZM108 244H110L111 245V247H110V245L108 246ZM124 244V245H123ZM162 244V245H161ZM213 246H212V245ZM251 244V245H250ZM151 245V246H150ZM155 245V246H154ZM215 245H216V247H215ZM235 245H237V246H235ZM241 245V246H240ZM250 245V246H249ZM255 245V246H254ZM107 246V250L113 255V252L115 253L114 254V258L112 259V257L108 260V258H109V255L108 254H110L107 250H106V248H103L102 249V247H106ZM112 246H115L116 247V250L114 249L115 247H112ZM119 246V247H118ZM123 246V247H122ZM140 246H142V247H140ZM162 246V247H161ZM101 247V248H100ZM132 247V248H131ZM135 247V248H134ZM147 247V248H146ZM203 247H205V248H203ZM213 247V248H212ZM244 247H246V248H244ZM87 248H89V250H87ZM112 250H111V249ZM124 248V249H123ZM127 248H128V251H126L127 250ZM144 248V249H143ZM164 248V249H163ZM167 248V249H166ZM204 250H206V251H204V253H203V249ZM216 248V249H215ZM236 248H239V249H236ZM248 248H249V250H248ZM256 248H258V249H256ZM262 248V249H261ZM111 251H110V250ZM126 249V250H125ZM213 249H214V251H213ZM254 249V250H253ZM6 249H5V247L2 245V243H0V254L2 255V253H3V255L4 254H6V251H5ZM99 250V251H100ZM123 252H122V251ZM144 250V251H143ZM146 250H148V251H146ZM162 250V251H161ZM209 250V252L207 253V251ZM252 250V251H251ZM107 251V252H106ZM126 251V252H125ZM132 251H133V253H132ZM240 251V252H239ZM248 251V252H247ZM90 252H92V253H90ZM94 252V253H93ZM106 252V253H105ZM116 252H117V254H116ZM120 252H121V254H120ZM125 252V253H124ZM127 252H128V254H127ZM141 252V253H140ZM160 252H161V254H160ZM242 252H244V253H242ZM246 252V253H245ZM252 252V253H251ZM106 254V258H105V256L103 257V255L104 254ZM108 253V254H107ZM139 253H140V255H139ZM194 253V254H193ZM241 253V254H240ZM251 253V254H250ZM262 253V254H261ZM90 254H91V256H90ZM118 254H120V255H118ZM170 254H172V256L170 255ZM193 254V255H192ZM196 254V255H195ZM131 255H133V256H131ZM148 255V256H147ZM158 255H160V256H158ZM165 255V256H164ZM195 255V256H194ZM206 255H207V257H206ZM214 255V256H213ZM253 255H255V256H253ZM108 256V257H107ZM118 257L120 260H118V258H116V257ZM126 256V257H125ZM135 256V257H134ZM138 256L141 258H138ZM156 256H158V257H156ZM189 256V260H188V258L187 257ZM191 256H192V258H191ZM197 256V257H196ZM213 256V257H212ZM220 256V257H219ZM222 256V257H221ZM243 256V257H242ZM246 256V257H245ZM250 256V257H249ZM257 256H259V257H257ZM121 257H123V258H121ZM167 257V258H166ZM171 257V258H170ZM186 257V258H185ZM219 257V258H218ZM240 257H242V258H240ZM103 258V259H102ZM105 258V259H104ZM136 258V259H135ZM145 258V259H144ZM153 258V259H152ZM183 258V259H182ZM190 258H191V260H190ZM240 258V259H239ZM261 258V259H260ZM263 258V259H262ZM86 259V260H87ZM122 259V260H121ZM124 259V260H123ZM127 259V260H126ZM133 259V260H132ZM143 259V260H142ZM147 259V260H146ZM166 259V260H165ZM257 260V261H255V260ZM135 260V261H134ZM154 260V261H153ZM181 260H183V261H181ZM185 260V261H184ZM225 260V261H224ZM244 260H247V261H244ZM100 263L99 264H101V261H100V258H99V260H98ZM98 261L95 263V264H97L98 263ZM106 261V260H105ZM114 261V262H113ZM126 261L128 262V263H126ZM148 261V262H147ZM157 261H159V262H157ZM167 261V263H165ZM170 261V262H169ZM174 261V262H173ZM190 261V262H189ZM237 261V262H236ZM242 263H241V262ZM251 262V263H248V262ZM117 262H116V264H117ZM154 262V263H153ZM256 262V263H255ZM18 263V262H17ZM186 264V263H185Z\"/></svg>",
    "mask_w": 264,
    "mask_h": 264
},
{
    "label": "bare ground",
    "instance_id": "obj_2",
    "mask_svg": "<svg viewBox=\"0 0 264 264\" xmlns=\"http://www.w3.org/2000/svg\"><path fill=\"white\" fill-rule=\"evenodd\" d=\"M7 1V0H6ZM16 1V0H15ZM14 1V2H15ZM22 0H17V3H16V5L14 6V4H11V5H13V7L10 5V6H8L7 4V6L8 7H3V5H1L0 4V88L1 89H3L4 91V93L5 94H8V96L10 95H12V97H13V95H14V97H15V95L16 96H18V97H20V99L22 98V99H24V101H26L28 104L27 105H22V107H21V111L22 112H25V114L26 113H34V114H40L39 112H38V110L40 111L41 109H43V110H45L44 112H46L47 114H49V113H53V114H55L54 113V111L56 110V112H57V110L58 111H60L61 110V113H63L65 110L68 112V113H74V114H76L77 116H83V115H89V116H91V117H93V118H95L94 120H92V122L93 121H97V122H95V123H97V125L98 124H100V126H95V127H97L98 129H99V127H102L103 129H105L104 131H106V130H108V131H110V136H114L113 137V139H115V138H117V139H123V141H125L124 139H127L130 143H131V145L130 146H132L131 147V149H133L134 151L136 150V151H138V150H140V151H142V152H144V155L146 156L145 158L146 159H148V161L150 162V163H148L147 161H145L146 163H147V166H149L150 168L149 169H151L152 170V168H151V166H155L156 167V165L158 166V164H159V160L160 159H163V158H165L166 156H169V155H173V153H176V152H178V153H180V145H181V134H180V128H178L179 130L178 131H176V132H174L172 135H167V133H161V132H158L157 133V131L155 130H151V129H147V122H148V120H146L147 119V117H144V116H142V115H138V114H140L141 112H139L138 110V114L136 115V113L134 112V113H127V111L124 109V105H122V100L121 101H119V99H118V101H117V103H119L118 105H119V108L118 109H120L118 112H115V110H113V109H111V108H113L112 107V105H108L107 104V101L105 102V100H104V98H101V97H97V95H99L98 94V89L99 88H101V86L102 85H100V83L102 84V82H99L98 80H97V82L95 81V83L96 84H94V85H97V87H98V89L96 88V90H97V93H95V91H94V86H93V91L94 92H92V90H90L89 89V91H83V88H86V86H89V87H87V88H90L91 87V85H93L92 84V81H91V83L89 82L90 80H89V77H88V74L89 75H91V74H93L92 76L93 77H91L90 76V78L91 79H94V77H95V80H96V78H98L100 75H98V74H100V69H98L97 68V65L98 64H96V63H99L100 62V64H102L103 63V61H105V60H108L109 58H111L113 55H112V53L114 52V48H115V46H114V41H115V37H114V35H115V33H114V30H115V25H113V23L112 24H109L110 26H108V28H106L107 29V34H109V35H107V38H109L110 39V41H108V42H106L107 40H106V38H105V41H103L102 42V40L99 42L100 44H97V46L98 47H96V48H94L95 47V45H94V49L88 54L89 56H87L85 59H86V61H84L85 63H84V65L86 66V67H89V69H88V71L89 70H93L92 71V73H90V72H88V73H86L85 74V71H84V74H82V76L81 75H79V76H81V79H80V77L78 76L77 77V75H78V72H77V68L76 69H73L75 66H78L76 63L77 62H75V64L73 63H71L70 65H67V67L66 68H68L67 69V74L65 75V73H64V76H62V74H61V77H60V79H58V80H56L57 82L59 81L60 82V84L61 85H64L65 87H67V89L70 87V84H72V85H74V82L76 81V77H77V80L78 81H81V83H83V84H85V83H87L83 88H78V84H77V88H76V86H75V88L76 89H78V92H81L82 94H80V96L78 97V99H76L75 100V98H77V97H74L73 95V99L74 100H72V97L71 96H69V95H65L64 94V98H65V100L64 99H62L63 100V102H67V103H71V104H74L75 106H77L76 107V109L74 108H66V107H63L62 105H61V103H60V99H54V98H50L49 96H47L46 94H47V92H48V82L50 81V75L51 74H49V70H51V67L49 68L48 67V65L49 64H51V63H53V62H55L56 60H55V58L58 56V54H60L61 56H62V54L63 53H65V50L63 49L64 48V44H66L65 43V38H67V36H64L63 37V33L64 32H67V30L68 29H70L71 28V30L73 29L72 28V25H71V21L72 20H74V18H73V12H75V9H74V11L72 10V9H70L69 8V10H68V8H66L64 11H63V13L62 14H60L58 11H55V10H57L56 8H58V7H60V1H62V0H44L45 2H42V3H38L37 2V0H32L31 2H30V0H29V4H31L30 6L27 4H25V3H23V2H21ZM24 1H26V0H24ZM43 1V0H42ZM63 1H67V0H63ZM71 1V0H70ZM167 2L169 1V0H166ZM175 1V0H174ZM173 1V2H174ZM186 1L187 0H176V3L174 4V3H171V1H170V3L171 4H169V3H167L166 4V11L168 12V17H169V20L172 22V20H173V27L175 28V27H177L178 28V30H179V28L181 29L182 27H183V25H184V23H187L188 22V20L189 19H191V15L190 16H188L189 14L187 13L188 11H191V13L190 14H193L192 16H194L195 14H197V12H196V9H195V11H194V13H192V10L190 9H188V7H192V3L191 4H185L186 3ZM192 1H194L195 2V5H197V7H198V5L200 4L199 2H205V1H207L208 3H209V5H211L212 6V8H211V10L209 9V11H211V12H214V14H213V17H214V19L213 20H211L210 18L208 19V18H205L204 17V15H203V17H201V15H202V13H201V15L199 14V12H198V14L200 15V16H198V19L200 20H197V21H199L201 24H199L200 26H202V28L200 29V26H198L199 27V29L198 28H196V29H198V31H194L193 29V31H191V26L190 25H192V26H194V22L191 24V22H190V25H188V23H187V25L188 26H190V27H188V26H186L185 27V25H184V27H185V30H188V31H191L192 33H193V37H190V40H191V38H192V40L193 39H195V40H197V43H199V45H201L202 46V48L201 49H203V56L201 55V57L202 58H200L201 60H199V65H200V70L198 71V72H193V70H191L190 68L191 67H183V68H180L179 66H180V63L181 62H183L185 59H187L186 57H187V55H188V53H187V55L185 56V57H183V58H185V59H182L181 60V58L182 57H179V59H177L178 57H173L174 58V63H176L177 64V69H176V67H175V69H176V71H175V69H173L172 68V66H171V68H170V70L172 69V71H169V64L167 63L168 61H169V58L167 57V59L165 58V61H164V59H163V61H164V63L162 62V63H160V65H159V67H165V65H167V76L169 77V78H173V76L175 77V78H177L178 80L179 79H181V78H183V80L185 81L186 80V78H188V80L191 82L192 81V83L193 84H195L196 85V87L198 88L197 89V94L196 95H189V87L190 86H187V87H183L182 89H179V92H181V97H189L188 98V101H190L189 102V106H190V109L185 113V114H183V117H182V123H183V126H184V124H187V123H189V122H191V123H197V124H202L201 122L202 121H204L203 119H204V115H206L207 113H210V111L211 110H209V109H212L213 111H211L212 113H213V115H214V117L213 116H211L212 118V120L209 122V123H211V126L213 127V129H214V131L216 132L215 133V135H216V139H214L213 138V141H212V143H213V145L215 146L216 145V147H215V149L218 151L217 152V154H220V155H217V154H214L213 156H217L218 158L220 157V156H222V154L221 153H219L220 151H222L223 150V143H225V141L227 140H231L232 138H236V134H238L239 132H238V126L240 125V124H238V122H252V123H254V121H258V123L259 122H264V105H263V96L264 95H262V92L264 91L263 90V88H264V72H262V71H260V70H263V68H264V58L263 59H261V57H264V53H263V55L259 58V56H258V58L260 59V61L259 62H261V63H257V64H261V66H262V64H263V68H260V70L258 69L259 68V66H258V68L256 67V66H254V67H256L257 68V71H259V72H256L255 71V68H253L252 69V71H250V73H248L247 75H249L250 74V76L248 77L247 75H245V77H248V79L249 80H245V81H243L242 79L244 78H242V79H240L241 78V76L242 75H244L245 74V72H244V74H243V72L241 71V69H243L244 67L243 66H241L242 65V62L243 63H246V64H248L247 62H245V61H243L245 58H246V61H247V59H248V53H245L246 54V57H244L243 55H241L243 52H247V50H249V48L250 47H255V49L253 48V50H255L256 51V48L258 47L259 48V50L260 49H264V0H243V1H241V0H192ZM191 0H190V2H192ZM4 2V1H3ZM10 2V1H9ZM68 2V1H67ZM72 2H73V0H72ZM75 2V1H74ZM190 2H187V3H190ZM194 2H193V6H194ZM18 3H21V5H19ZM64 3H66V2H64ZM77 3V2H76ZM4 4H5V2H4ZM22 4H25L24 6H26L25 8L26 9H21L20 10V6H21V8H23L24 6L22 5ZM68 4V3H67ZM72 4V3H71ZM168 4H169V6H168ZM61 5H62V3H61ZM65 5V4H64ZM68 5H70V4H68ZM67 5V6H68ZM175 5V6H174ZM200 5H202V3L200 4ZM23 6V7H22ZM33 6H35L34 8H31V7H33ZM66 6V7H67ZM163 6H165V5H163ZM207 6H208V4H207ZM210 6V7H211ZM62 7V6H61ZM70 7H71V5H70ZM168 7V8H167ZM205 7H206V5H205ZM209 7V8H210ZM115 8H116V2L115 1H110L109 2V4L107 5V9H108V13H107V10L106 11H104V13L106 12L107 14L105 15L106 17H112V15H113V12H114V10H115ZM196 8V7H195ZM243 8H247L246 10H243ZM206 9V8H205ZM207 9H208V7H207ZM206 9V10H207ZM213 9V10H212ZM77 10V9H76ZM201 10V6H200V8H199V11ZM202 10H204V8L202 9ZM58 12L59 13V15H61L62 16V19L61 20H58V18H56L55 17V12ZM208 11V10H207ZM208 11V12H209ZM61 12V11H60ZM196 12V13H195ZM203 12V11H202ZM57 13V14H58ZM75 14V13H74ZM204 14H206L205 12H204ZM209 15H211V13H208ZM207 14V16H209ZM59 15H57V16H59ZM109 15V16H108ZM116 15V14H115ZM114 15V16H115ZM76 16V15H75ZM104 16V15H103ZM102 16V17H103ZM196 16V17H197ZM206 16V17H207ZM105 17V18H106ZM196 17L193 19V20H196ZM212 17V18H213ZM73 18V19H72ZM79 18V17H78ZM120 18H122V17H120ZM124 18V17H123ZM59 19H60V17H59ZM75 19H77L76 17H75ZM109 19H111V18H109ZM112 19H114V18H112ZM112 19H111V21H112ZM188 19V20H187ZM40 20H41V23L43 24V22L42 21H46V23H48V29H50V30H48V29H44V30H48L49 31V34H51V36L52 37H41L40 39H39V44H38V42H37V44L38 45H32V44H30V42L29 43H27V44H30V45H25V42H20L17 38H20V37H16V38H11L10 36V34L11 33H9L8 32V28H6V26H8V24L10 25L11 24V26L13 25L14 27L15 26H18V25H20V23H22V25H23V23L24 24H26V26H28V27H32V26H35L37 23H38V21L40 22ZM122 20V19H121ZM125 20V19H124ZM168 20V19H167ZM223 20H226L228 23H224L223 22ZM37 21V23H35ZM76 20H74V22H75ZM78 21H79V19H78ZM81 21V20H80ZM108 21V20H107ZM127 21V20H126ZM197 21H195L196 22V24H195V26H197L198 24H197ZM73 22V23H74ZM100 22H102V21H100ZM116 22V21H115ZM171 22H168L167 24L169 25V23H171ZM45 23V22H44ZM72 23V24H73ZM78 22H76V24H77ZM81 23V22H80ZM124 23V22H123ZM18 24V25H17ZM40 24V23H39ZM103 24H104V22H103ZM21 25V26H22ZM41 25V24H40ZM39 25V26H40ZM121 25V24H120ZM167 25V26H168ZM171 25V24H170ZM11 26H9V28L11 27ZM43 26V25H42ZM194 26V27H195ZM23 27V29H24V25L22 26ZM26 28V30H28L29 28ZM36 27V26H35ZM45 27V26H44ZM148 26H146L145 28H147ZM169 27V26H168ZM172 27V28H173ZM193 27V28H194ZM15 28H18V27H15ZM126 28V27H125ZM186 28H188V29H186ZM12 29V28H11ZM14 29V28H13ZM13 29L10 31V32H12L13 31ZM19 29V28H18ZM22 29V30H23ZM36 29H37V27H36ZM35 29V30H36ZM40 29H42V27L40 28ZM39 29V30H40ZM124 29V28H123ZM169 29V28H168ZM190 29V30H189ZM16 30V29H15ZM21 30V29H20ZM21 30V31H22ZM25 30V29H24ZM25 30V31H26ZM39 30H37V31H39ZM71 30H69V31H71ZM176 30V29H175ZM184 30V29H183ZM184 30V34H185V32H187V31H185ZM128 31V30H127ZM14 32V31H13ZM12 32V33H13ZM16 32V31H15ZM24 32V31H23ZM32 32V31H31ZM44 32V31H43ZM46 33H47V31H45ZM118 32V31H117ZM116 32V33H117ZM168 32H169V30H168ZM176 32V31H175ZM191 32H189L190 33V35H191ZM195 32V33H194ZM19 33V32H18ZM69 32H67V34H68ZM89 34H88V36L90 35V31L88 32ZM103 33V32H102ZM101 33V34H102ZM104 33H106V31L104 32ZM121 33V32H120ZM129 33H131L130 31L129 32H127V35L129 34ZM177 33V32H176ZM188 33V32H187ZM188 33V34H189ZM17 34V33H16ZM15 33H14V35H16ZM24 34V33H23ZM33 34V32L31 33V35ZM71 34H72V32L69 34L70 36H71ZM123 34H125V33H123ZM168 34V33H167ZM183 36H182V38H181V36H180V34H178V36H180V38L181 39H183V37H184V34L183 33H181ZM20 35V34H19ZM25 35L27 36L28 34H26L25 33ZM44 35V34H43ZM42 34H41V36H43ZM47 35V34H46ZM106 35V34H105ZM117 35V34H116ZM118 35H120V34H118ZM117 35V36H118ZM133 35V34H132ZM177 35V34H176ZM175 35V36H176ZM187 35V34H186ZM13 36V35H12ZM30 36V35H29ZM35 36V35H34ZM34 36H33V38H34ZM70 36H69V38H70ZM104 35L102 34V37H103ZM116 36V37H117ZM123 36V35H122ZM21 37H25V36H21ZM28 37V36H27ZM40 37V36H39ZM38 37V38H39ZM120 37V36H119ZM32 38V37H31ZM36 38V37H35ZM47 38H49L48 40H47ZM131 38V37H130ZM187 38V42H188V38H189V35L186 37ZM186 38H184L185 40H186ZM23 38H21V40H22ZM30 39V37L28 38V40ZM37 39V38H36ZM102 39H104V38H102ZM180 39V40H181ZM28 40L26 39V41L28 42ZM31 40V39H30ZM69 40V39H68ZM92 40V39H91ZM91 40H89L88 41V43L91 45ZM131 40V39H130ZM179 40V37L178 38H176V40H175V44H177V45H179L178 43H177V41ZM23 41V40H22ZM33 41V40H32ZM32 41H31V43H32ZM67 41V40H66ZM70 41V40H69ZM117 41V40H116ZM132 41H134V40H132ZM35 42V40L33 41V44H35L34 43ZM93 42H95V40L93 41ZM118 42H120V40L118 41ZM180 42V41H179ZM24 43V44H23ZM68 43H70L71 44V42H68ZM67 43V44H68ZM121 43V42H120ZM124 43H125V41H124ZM127 43H129V41L127 40ZM183 43H184V40H183V42L181 43L182 45L181 46H183ZM188 43H191V42H188ZM42 44V45H41ZM93 44V43H92ZM130 44V43H129ZM132 44H134V42L132 43ZM144 44H146V43H144ZM195 44V42L193 43V44H191V46L192 45H194ZM248 44H249V46H248ZM45 45V46H44ZM120 45V44H119ZM176 45V46H177ZM190 45V44H189ZM68 46V45H67ZM67 46H65V48L67 47ZM89 46V45H88ZM133 46V45H132ZM136 46V45H135ZM140 46H141V44L140 45H138V47L140 48ZM176 46H174V50H172V49H170V50H172L173 51V54H174V51H176L175 49L178 47H176ZM180 46V47H181ZM185 46V48H186V46L188 47V45H184ZM196 46H197V44H196ZM70 47V46H69ZM195 47V46H194ZM249 47V48H248ZM118 48V47H117ZM179 48V47H178ZM183 48V47H182ZM185 48H183V49H185ZM248 48V49H247ZM116 49V48H115ZM181 49V48H180ZM194 49V48H193ZM247 49V50H246ZM69 50V49H68ZM126 50V49H125ZM190 50H192V49H190ZM251 50V49H250ZM252 50V51H253ZM64 51V52H63ZM67 51V50H66ZM132 51V50H131ZM172 51H169V52H172ZM179 51V50H178ZM182 51H184V50H182L181 49V53H183V56H184V52H182ZM186 51V50H185ZM199 50H197V52H198ZM200 51H202V50H200ZM257 51H258V49H257ZM94 52L95 53H98L99 54V58H94L92 55H94ZM136 52V51H135ZM169 52H167V53H169ZM191 52V51H190ZM192 52H193V50H192ZM191 52V53H192ZM62 53V54H61ZM80 53V52H79ZM76 54L77 56V61L79 62V63H82L83 62V60H85V59H82L81 58V54ZM133 53V54H132ZM131 54L133 55V59L131 58V61H130V64H129V68H124V71H123V73H121V78L122 79H124V80H129V81H131L136 87H135V89H138L137 91L139 92V94H141L140 92L142 91L140 88H145L146 90H145V94L143 93V91H142V94H144L143 95V97L142 98H144V96H145V100H149V102L151 103V102H153V101H155V99H154V97L157 95V93L156 92H154L153 91V89H152V84L154 83V82H152L151 83V81L150 80H154V78H152L151 77V79L149 80L148 79V77L150 76L149 74V76L146 74V72H150L151 70L149 69V67L151 66V65H149V63H147V65H146V67L147 66H149V67H147V69L148 70H150V71H146V72H144V70L142 69V66L144 65V63H145V58L143 57V64H142V66H141V69L138 67V65L140 64L141 65V63H139L140 61H138V59H142L141 58V56H137V55H139L138 53H137V55H136V57H134V51L132 52ZM178 53V52H177ZM176 53V55L177 56H180V54L178 55ZM194 53H196V52H194ZM194 53H192V54H194ZM249 53H250V51H249ZM118 54V53H117ZM124 54V53H123ZM141 54V53H140ZM170 54V53H169ZM172 54V53H171ZM244 54V53H243ZM64 55V54H63ZM130 55V54H129ZM131 55V56H132ZM176 55H174V56H176ZM242 57H244V58H242ZM116 56V55H115ZM162 56V55H161ZM160 56V57H161ZM163 56H164V54H163ZM169 56V55H168ZM181 56H182V54H181ZM189 56H191V54H189ZM188 56V57H189ZM114 57V56H113ZM128 57H130V56H128ZM160 57H159V59H160ZM171 57V59L170 60H172L173 58ZM193 57V56H192ZM196 57V56H195ZM194 57V58H195ZM199 57V56H198ZM57 58H59V57H57ZM146 58H147V56H146ZM257 58V57H256ZM113 59V58H112ZM158 59V60H159ZM162 59V58H161ZM160 59V60H161ZM192 59V58H191ZM199 59V58H198ZM258 59V60H259ZM87 60L88 61H90V63H92V64H90L89 62H87ZM111 59H109V61H110ZM132 60H134V62L132 61ZM147 60V59H146ZM175 60H181V62L179 63V62H177V61H175ZM189 60L190 59H188V64H189ZM256 60V59H255ZM254 60V61H255ZM46 62V63H48V64H46V68H45V66L43 67V68H41L39 65H41V64H38L39 62ZM69 61H71V60H68V62ZM114 61H116V58H115V60H113V62ZM136 61H138V63L139 64H137L136 63ZM150 61H152V59L150 60ZM153 61H155V58H154V60ZM192 61V60H191ZM257 61V60H256ZM57 62V61H56ZM106 62H108V61H106ZM111 62V61H110ZM129 62V61H128ZM146 62H148V61H146ZM193 62V61H192ZM195 62V65H196V60L194 61ZM70 63V62H69ZM68 63V64H69ZM115 63V62H114ZM113 63V64H114ZM153 63V62H152ZM184 63V62H183ZM191 63V62H190ZM241 63V69L240 68H237L236 69V67H238V65ZM256 63V62H255ZM255 63H253V64H255ZM83 64V63H82ZM81 64V65H82ZM146 64V63H145ZM151 64V63H150ZM182 64V63H181ZM185 64V63H184ZM184 64H183V66H184ZM198 64V63H197ZM42 65H44V64H42ZM54 65V64H53ZM52 65V66H53ZM116 65H118L117 63H116ZM139 65V66H140ZM154 65V64H153ZM155 65H157V63L155 64ZM174 65V64H173ZM192 65V67H193V64H191ZM256 65V64H255ZM50 66V65H49ZM74 66V67H73ZM120 66V65H119ZM126 66V65H125ZM189 66V65H188ZM197 67H198V65H196ZM248 66V65H247ZM246 66V67H247ZM73 67V68H72ZM106 67V66H105ZM114 67H115V65H114ZM146 67L144 68V66H143V68L145 69V70H147L146 69ZM159 67L157 66V67H155V72H156V68H157V71H158V69H159ZM243 67V68H242ZM48 68V69H47ZM82 68V67H81ZM85 68V67H84ZM153 68V67H152ZM151 68V69H152ZM195 68V67H194ZM199 68V67H198ZM238 69H240V74H242L241 76H239V79L240 80H238L237 78H238V74L236 75V73L239 71ZM56 69H54V70H51V72H54ZM78 70H81V71H83L82 69H78ZM86 70V69H85ZM115 70H116V68H115ZM198 70V69H197ZM245 70H247V68L245 69ZM80 71V72H81ZM192 71V72H191ZM244 71V70H243ZM56 72V71H55ZM65 72H66V70H65ZM120 72V71H119ZM131 72H133L131 75H129ZM169 72H174L172 75H170V73ZM242 72V73H241ZM249 72V71H248ZM83 73V72H82ZM103 73V72H102ZM157 73V72H156ZM80 74V73H79ZM152 74V73H151ZM239 74V75H240ZM37 75V76H36ZM53 75V74H52ZM51 75V76H52ZM148 77H147V76ZM157 75V74H156ZM98 76V77H97ZM101 76H102V74H101ZM155 76V75H154ZM158 76V75H157ZM237 76V77H236ZM36 77V78H35ZM59 77V76H58ZM114 77V76H113ZM119 77V76H118ZM147 77V78H146ZM217 77V80H216V82H214V80H215V78ZM57 78V77H56ZM86 78H87V80H86ZM103 78V77H102ZM104 78H106V77H104ZM112 78V77H111ZM100 80V79H99ZM108 80V79H107ZM101 81V80H100ZM129 81H128V83H129ZM77 82V81H76ZM104 82V81H103ZM80 83V82H79ZM89 83V84H88ZM105 83V82H104ZM121 83V82H120ZM119 83V84H120ZM107 84V83H106ZM123 84V83H122ZM122 84H120V86H122ZM125 84V83H124ZM52 85V84H51ZM60 85V86H61ZM68 85H69V87H68ZM82 85V84H81ZM126 85H127V82H126ZM134 85H132L133 87H134ZM59 86V85H58ZM74 86L72 87V88H74ZM83 86V85H82ZM100 86V87H99ZM105 86V85H104ZM123 86H125V85H123ZM131 86V87H132ZM22 87H26V88H28L27 89V93H20L19 91L21 90V88ZM129 87V85L127 86V88ZM56 88V87H55ZM63 89H64V87H62ZM71 88V89H72ZM75 88H74V90H75ZM105 87H103V89H104ZM121 88V87H120ZM124 88V87H123ZM130 88V87H129ZM128 88V89H129ZM245 88H247V90L249 91H244V89ZM125 89V88H124ZM128 89L127 90H125L126 92H125V94H129L128 92L130 91V89H129V91H128ZM134 89V88H133ZM25 90V89H24ZM61 90V89H60ZM84 90H86V89H84ZM105 90V89H104ZM120 90H122V89H120ZM140 90V91H139ZM144 90V89H143ZM2 91V90H1ZM66 92H67V90H65ZM75 91H77V90H75ZM74 91V92H75ZM83 91V92H82ZM103 91V90H102ZM137 91L136 92H134V91H132L131 90V92H134L133 94H137ZM21 92H22V90H21ZM78 92H76L77 94H78ZM100 92H101V90H100ZM106 92V91H105ZM122 92V91H121ZM2 93V92H1ZM63 93H64V91H63ZM70 93V92H69ZM124 93V92H123ZM105 94V93H104ZM122 94V93H121ZM4 95V94H3ZM70 95H71V93H70ZM118 95V97H120L119 96V93L117 94ZM123 95V94H122ZM132 95V94H131ZM2 96V95H1ZM6 96V95H5ZM9 96V97H10ZM62 96V95H61ZM78 96V95H77ZM99 96H101V94L99 95ZM137 96H139L140 97V95H136V97ZM7 97V96H6ZM18 97H16L15 99H17ZM105 97V96H104ZM117 96H115L114 98L115 99H117L118 98ZM138 97V98H139ZM4 98V97H3ZM6 99V98H5ZM19 99V100H20ZM98 99V100H97ZM111 99H112V97H111ZM115 99L113 100L114 102H116L115 101ZM137 99V98H136ZM141 99V98H140ZM4 102H6L4 99H2ZM1 100V101H2ZM18 100V99H17ZM144 100V99H143ZM0 101V102H1ZM2 101V102H3ZM56 101V102H55ZM111 101V100H110ZM3 102V103H4ZM19 102V101H18ZM121 102V103H120ZM3 103L1 104L2 105V107H3ZM23 103V102H22ZM110 103V102H109ZM117 103H116V105H117ZM123 103H125L124 102V100H123ZM129 103V102H128ZM8 103H6V105H7ZM130 104V103H129ZM123 106V107H121V106ZM126 105V104H125ZM19 106V105H18ZM67 106V105H66ZM111 106V107H110ZM114 106V105H113ZM20 107V106H19ZM71 107V106H70ZM118 107V106H117ZM1 108V107H0ZM136 108V107H135ZM137 108H138V106H137ZM136 108V109H137ZM7 109V108H6ZM47 109V110H46ZM62 109L64 110V111H62ZM3 110V109H2ZM208 110H209V112H208ZM4 111V110H3ZM10 111V110H9ZM126 111V112H125ZM134 111V110H133ZM7 112V111H6ZM207 112V113H206ZM11 113V112H10ZM150 113V112H149ZM156 112H154V115L156 116V114H155ZM206 113V114H205ZM15 114V113H14ZM24 114V113H23ZM42 114V113H41ZM40 114V115H41ZM146 114V113H145ZM144 114V115H145ZM152 115H153V113H151ZM211 114V113H210ZM7 115H8V113L5 115V112H1V110H0V125H1V123H2V125L3 126H8L7 124H6V122H7ZM12 115V114H11ZM27 115V114H26ZM65 115V114H64ZM153 115V116H154ZM209 115V114H208ZM212 115V114H211ZM8 116H10V115H8ZM14 116V115H13ZM46 116V115H45ZM56 116V115H55ZM59 116H60V114H59ZM73 116H75V115H73ZM151 116V115H150ZM207 116V115H206ZM53 117V116H52ZM10 118H11V116H10ZM14 118V117H13ZM12 118V119H13ZM77 118V117H76ZM88 118H90V117H88ZM88 118H86V120L88 119ZM145 118V119H144ZM149 118V117H148ZM189 118V120H187ZM207 118L208 119H210L209 118V116H207ZM81 119V118H80ZM58 119H56V121H57ZM89 120V119H88ZM17 121V120H16ZM23 121V120H22ZM147 121V122H146ZM12 122V121H11ZM99 122V123H98ZM216 122V123H215ZM240 122V123H241ZM13 123V122H12ZM91 123V122H90ZM94 123V122H93ZM258 123H256L255 122V124H256V127H258ZM243 124V123H242ZM260 125H261V123H259ZM264 124V123H263ZM12 125V124H11ZM13 125H15V124H13ZM29 125V124H28ZM36 125V124H35ZM94 125H96V124H94ZM218 125H220V127H219V129H218ZM260 125H259V127H260ZM182 126V127H183ZM202 126V125H201ZM210 126V127H211ZM252 126V125H251ZM263 126V125H262ZM10 127H13V126H10ZM245 127V126H244ZM243 125H242V130H243ZM250 127V126H249ZM253 127H255V125L253 126ZM258 127V128H259ZM1 128V127H0ZM5 128H7V127H5ZM80 128H82V124H80V125H74L73 127H72V129H74V130H79ZM96 128V129H97ZM101 128V129H102ZM263 128H264V126H263ZM33 129V128H32ZM45 129V128H44ZM97 129V130H98ZM102 129V130H103ZM212 129V130H213ZM255 129V128H254ZM257 129V128H256ZM260 129V128H259ZM93 130V129H92ZM211 130V129H210ZM240 130V129H239ZM245 130H246V128H245ZM252 130V129H251ZM264 130V129H263ZM0 131H1V129H0ZM5 131H8V129L6 130H4V131H2L0 134H1V139H4V137H6V135H8V134H10V133H6ZM99 131H101L100 129L98 130V133H101V132H99ZM182 131V130H181ZM206 131H209V130H206ZM250 131V130H249ZM248 131V132H249ZM260 131V130H259ZM258 131V132H259ZM9 132H11V131H9ZM126 132V133H125ZM155 132V133H154ZM238 132V133H237ZM247 132V134H245L246 136L249 134ZM251 132V131H250ZM5 133H6V135H5ZM18 133V132H17ZM96 133V132H95ZM98 133H96V134H98ZM152 133H154V134H152ZM214 133V132H213ZM242 133H244L243 131H242ZM245 133H246V131H245ZM254 133H255V131H254ZM256 133H257V131H256ZM255 133V134H256ZM261 133V132H260ZM39 134V133H38ZM45 134V133H44ZM93 134H94V131H93ZM109 134V133H108ZM233 134H235V136H233V137H231ZM241 134V132L238 134V135H240ZM262 134H264V133H261V134H259L260 136L262 135ZM17 135V134H16ZM31 135V134H30ZM87 134H85V136H86ZM95 135V134H94ZM94 135H92L93 136V138L95 137ZM103 135V134H102ZM101 135V136H102ZM243 135L244 134H241V136H240V139L241 138H244L243 137ZM244 135V136H245ZM256 135H258V134H256ZM4 136V137H3ZM14 136V135H13ZM24 136V135H23ZM37 136V135H36ZM87 136H89V135H87ZM97 136V135H96ZM100 136V137H101ZM104 137H106L105 136V134L103 135ZM198 136V135H197ZM196 136V137H197ZM250 136H254V135H252V132H251V134H249V140H248V142H249V146H250V143H251V140H252V138L250 137ZM260 136H258V138H260ZM8 138H9V136H7ZM6 137V138H7ZM45 137V136H44ZM77 137H79V136H77ZM108 137H109V135H108ZM218 137L219 138H221L222 137V139H224L223 141H221V140H219L218 139ZM231 137V139H229ZM263 137V136H262ZM7 138V139H8ZM75 138V137H74ZM87 138V137H86ZM92 138V137H91ZM90 139V141L87 143V141H86V144H89V147L91 148V147H93V146H91L92 144L90 143V142H92V140L94 141V139H97V137L96 138H94V139ZM103 138V137H102ZM112 138V137H111ZM110 138V139H111ZM237 138H238V136H237ZM257 138V139H258ZM264 138V137H263ZM6 139V140H7ZM41 139V138H40ZM49 139H50V137H49ZM68 139V138H67ZM104 139V138H103ZM107 139V138H106ZM119 139V140H120ZM239 139V138H238ZM237 139V140H238ZM239 139V140H240ZM257 139H255V140H257ZM262 139V138H261ZM71 140V139H70ZM72 140H73V137H72ZM77 140V139H76ZM116 140V139H115ZM236 139H234V141H235ZM238 140V141H239ZM245 140H247V138H244V142H245ZM253 140H254V137H253ZM255 140H254V142H255ZM258 140H260V139H258ZM104 140H102V142H103ZM122 141V140H121ZM215 141L217 142V144H215ZM242 141H243V139H242ZM58 142V141H57ZM75 142V141H74ZM127 142V141H126ZM233 142V140L231 141V143ZM240 142H241V140H240ZM247 142V141H246ZM260 142V141H259ZM259 142H257V143H259ZM71 143V142H70ZM73 143V142H72ZM80 143V144H79ZM93 143V142H92ZM101 143V142H100ZM227 143V142H226ZM231 143H229L228 142V145L230 144V145H232ZM256 143V144H257ZM12 144V143H11ZM76 145L78 144L80 147H81V141H78V143H75ZM74 144V145H75ZM85 144V143H84ZM94 144H96V142L94 143ZM93 144V145H94ZM101 144H103V143H101ZM128 144V143H127ZM241 144H243V143H241ZM255 144V143H254ZM16 145V144H15ZM70 145H72V144H70ZM99 146H100V144H98ZM227 145V144H226ZM229 145V146H230ZM245 145H247L246 143H245ZM260 145H261V143H260ZM259 144H258V146H260ZM45 146H47L46 144H45ZM83 146V145H82ZM222 146V147H221ZM257 146V145H256ZM262 146V145H261ZM9 145H6V143H2V144H0V153H3V152H7V150L9 149ZM19 147H20V145H19ZM58 147V146H57ZM67 147V146H66ZM78 147V146H77ZM83 147H86V145L85 146H83ZM82 147V150H85L84 148ZM231 147V146H230ZM245 146L243 145V147H242V149L244 148ZM251 147H253V144H252V146ZM65 148V147H64ZM90 148H88V145H87V149H90ZM95 148V147H94ZM98 148V150H99V147H97ZM96 148V149H97ZM228 148V147H227ZM95 149V150H96ZM100 149H101V147H100ZM229 149V148H228ZM232 149H234V148H232ZM249 149H253V148H249ZM75 150V149H74ZM78 150V149H77ZM82 150H79V152L80 151H82ZM95 150H92V152H93V154H94V151ZM246 150H248L247 149V146H246ZM13 151V150H12ZM11 151V152H12ZM22 151H24V150H22ZM90 151H91V149H90ZM89 150H88V152H90ZM129 151V150H128ZM127 150H126V154H128L129 152H128ZM132 151V150H131ZM135 151V152H136ZM227 151V150H226ZM230 151V150H229ZM229 151H227V154L229 153ZM242 151V150H241ZM9 152V151H8ZM17 152H19V151H17ZM16 152V153H17ZM52 152V151H51ZM92 152H90V153H88L89 155L92 153ZM99 152V151H98ZM135 152H131V155H130V157L132 156V153H134L135 154ZM141 152V153H142ZM173 152V153H172ZM240 152V151H239ZM243 152L244 153H246L244 150H243ZM251 152V151H250ZM58 153V152H57ZM61 153V152H60ZM86 153H87V151H86ZM139 153V152H138ZM177 153V154H178ZM207 153V152H206ZM244 153H242L244 156H245V154ZM249 153V152H248ZM264 153V152H263ZM8 154V153H7ZM54 154V153H53ZM66 154V153H65ZM79 154V153H78ZM96 154V153H95ZM124 154H125V151H124ZM125 154V155H126ZM130 154V153H129ZM129 154L127 155V156H129ZM225 154H226V152H225ZM226 154V155H227ZM255 154V153H254ZM40 155V154H39ZM63 155V154H62ZM139 155H141V154H139ZM143 155V156H144ZM176 155V154H175ZM263 155V154H262ZM1 156H3V154H1ZM40 156H42V155H40ZM237 156H239L238 154L236 155V157L235 158H237ZM244 156H242V157H244ZM248 156V155H247ZM247 156H245V157H247ZM264 156V155H263ZM65 157V156H64ZM72 157V156H71ZM91 157H92V155H91ZM97 157V156H96ZM96 157H95V160H97L96 159ZM99 157V156H98ZM101 157V156H100ZM216 157V158H217ZM240 157H241V155H240ZM242 157H241V159H242ZM244 157V158H245ZM251 157H252V155H251ZM46 158V157H45ZM62 158V157H61ZM70 158V157H69ZM68 158V159H69ZM89 158H90V156H89ZM89 158H88V156H87V159L89 160ZM175 158V157H174ZM174 158H173V160H174ZM214 159H215V157H213ZM229 158V157H228ZM231 158V157H230ZM235 158H233V160H235ZM248 158V157H247ZM253 158H255V157H253ZM252 158V159H253ZM40 159V158H39ZM63 159V158H62ZM77 159V158H76ZM79 159V158H78ZM77 159V160H78ZM100 159V158H99ZM138 159L140 160V158L138 157ZM232 159V158H231ZM12 160V159H11ZM75 160V159H74ZM73 160V161H74ZM94 160V159H93ZM216 160V159H215ZM230 160V159H229ZM1 161V160H0ZM55 161H57V160H55ZM59 161V160H58ZM68 161V160H67ZM83 161V160H82ZM85 161H86V159H85ZM84 161V162H85ZM92 161V160H91ZM90 161V162H91ZM98 161L99 160H97V162H96V164L98 165ZM138 161V160H137ZM168 161H170V159L169 160H166V162H168ZM214 161V160H213ZM254 160H252V162H253ZM1 162H3V160L1 161ZM7 162V161H6ZM39 162V161H38ZM44 162V161H43ZM81 162V161H80ZM89 162V163H90ZM93 162V161H92ZM118 162V161H117ZM246 162V161H245ZM5 163V162H4ZM64 163V162H63ZM76 163V162H75ZM83 163V162H82ZM87 163V162H86ZM85 163V164H86ZM94 163V162H93ZM99 163H100V161H99ZM107 163V162H106ZM248 163H251V162H248ZM254 163V162H253ZM253 163H251L252 165H253ZM261 163V162H260ZM7 164V163H6ZM6 164H4V165H6ZM47 164V163H46ZM61 164V163H60ZM70 164H72V163H70ZM77 164V163H76ZM91 164V163H90ZM148 164H150V165H148ZM243 164H246V163H243ZM258 164V163H257ZM78 165V164H77ZM88 166H89V164H87ZM91 165H93V164H91ZM90 165V168L92 167ZM100 165V164H99ZM101 165H104V164H102V162H101ZM120 165V164H119ZM124 165V164H123ZM160 165V164H159ZM251 165V166H252ZM254 165H256V162H255V164ZM70 166V165H69ZM112 166V165H111ZM160 166H162V165H160ZM244 166V165H243ZM4 167V166H3ZM3 167H1V165H0V169L1 170H3ZM73 167V166H72ZM75 167V166H74ZM87 167V166H86ZM108 167V166H107ZM122 167V166H121ZM246 167H247V164H246ZM249 167V166H248ZM261 167V166H260ZM7 168V167H6ZM59 168V167H58ZM62 168V167H61ZM97 168V167H96ZM101 168H102V166H101ZM112 168V167H111ZM114 168V167H113ZM112 168V169H113ZM162 168V167H161ZM160 168V170H162ZM215 168V167H214ZM213 168V169H214ZM243 168V167H242ZM249 168H253V167H249ZM257 168L259 169V167H258V165H257ZM256 168V169H257ZM262 168V170H263V166L261 167ZM261 168H260V170H261ZM77 169V168H76ZM80 169V168H79ZM100 169V168H99ZM98 169V173H101V172H99L100 170H102V169H104V166H103V168L102 169H100L99 170ZM110 169V168H109ZM108 169V170H109ZM119 169V168H118ZM117 169V170H118ZM122 169V168H121ZM156 169V168H155ZM159 169V168H158ZM158 169H156V170H158ZM164 169V168H163ZM29 170V169H28ZM105 170H106V173H107V169L105 168ZM105 170H103L104 172H105ZM159 170V171H160ZM195 170V169H194ZM246 170H247V172H248V169L246 168ZM261 170V171H262ZM36 171V170H35ZM34 171V172H35ZM79 171V170H78ZM95 171H96V169H95ZM165 171V170H164ZM256 171V170H255ZM254 171V172H255ZM33 172V173H34ZM37 173L36 174H34L33 175V182H32V180L31 181H29V184H26L27 182H25V184L26 185H23L24 183V181L23 182H21L20 180L18 181H16V180H14V182H12L11 184H8V182L6 181V178H3V177H1L0 176V243H2V245L5 247V251H6V254H4L3 255V253H2V255L0 254V264H95L98 260H99V258H100V261H101V255H102V251L100 250H97V253H96V255H94V257H92L91 256V254H90V259H87V257H88V251H86V249H85V247H86V245H87V241H85V240H81V238H79V240H81V241H78L79 243H77V236L80 234V232H82L83 230L84 231H87L86 229H88L90 226H91V224H92V216L90 215V212H89V214L87 213V212H85L84 211V209H83V207H85L84 206V204L82 205V203L83 202H85L81 197H79L80 196V194H78V193H76L77 192V189L75 190L73 187H68L67 189L65 188V189H63V188H61V186H59V187H57L56 186V184H54V183H52L51 181H49L50 179V177H46L45 176V174L43 173L42 174V172H38V171H36ZM104 172H102V174L104 173ZM111 172V171H110ZM110 172H108V173H110ZM196 172V171H195ZM245 172V171H244ZM249 172H250V170H249ZM252 172V171H251ZM249 173L250 174V176H253L252 175V173ZM5 173V172H4ZM72 173H74V172H72ZM106 173H105V175H106ZM115 173V172H114ZM117 173V172H116ZM116 173H115V176H116ZM126 173V172H125ZM125 173H124V175H125ZM151 173H153V171L151 172ZM156 173V172H155ZM161 173V172H160ZM160 173L157 175V178H158V180H159V177L160 176H162V173H161V175H160ZM218 173V172H217ZM259 173V172H258ZM2 175H3V173H1ZM101 174V178H103V175ZM111 174H112V172H111ZM120 174V175H119ZM144 174V173H143ZM67 175V174H66ZM118 175L119 176H121V177H123L124 178V176L123 175H121V173H118ZM142 174H140V176H141ZM145 176H146V173L144 174ZM151 175V174H150ZM155 174H154V176H156ZM198 175V174H197ZM196 175V176H197ZM211 176H212V174H210ZM218 175H219V173H218ZM260 175V174H259ZM263 175V174H262ZM11 176H13V175H10V177ZM49 176V175H48ZM57 176V175H56ZM128 176V175H127ZM143 176V175H142ZM144 176V177H145ZM153 176V175H152ZM159 176V177H158ZM195 176V174H192L191 176H189V177H194ZM196 176H195V179H196ZM7 178H8V176H6ZM60 177V176H59ZM104 177H106V176H104ZM111 177H113L112 175H111ZM150 177L151 176H149V179H150ZM198 177V176H197ZM215 178H216V174H215V176H214ZM218 177V176H217ZM11 178H13V177H11ZM10 178V179H11ZM99 178V177H98ZM107 178V177H106ZM108 178H109V176H108ZM128 178V177H127ZM141 178V177H140ZM147 178H148V176H147ZM152 178H154V177H152ZM161 178V177H160ZM199 178V177H198ZM252 178V177H251ZM9 179V180H10ZM17 179V178H16ZM49 179V180H48ZM56 179H57V177H56ZM115 179V178H114ZM114 179L112 178V182L114 181ZM122 179V178H121ZM120 179V180H121ZM131 179V178H130ZM144 178H142V180H143ZM191 179V178H190ZM190 179H188V181L190 180ZM207 179V178H206ZM209 179V178H208ZM217 179V178H216ZM145 181H146V178L144 179ZM193 181H194V179H192ZM191 180V181H192ZM197 180V179H196ZM199 180H200V178H199ZM199 180H197V181H199ZM213 180H215V179H213ZM213 180H211V179H209L208 180V182L209 183H207V184H214V183H211V181H213ZM12 181V179L10 180V182ZM103 181H106V180H103ZM102 181V179H101V181H100V183L99 184H101L102 185V183L101 182H103ZM108 181V180H107ZM115 181H117V178H116V180ZM114 181V182H115ZM126 181V180H125ZM160 181V180H159ZM158 181V182H159ZM163 181V180H162ZM187 181V179H186V182H188ZM191 181H189L190 183H191ZM192 181V182H193ZM201 181V180H200ZM199 181V182H200ZM223 181V180H222ZM221 181V182H222ZM30 182H32V183H30ZM121 182V184H122V182L123 181H120ZM128 183L127 184H129V181H127ZM164 182H165V180H164ZM167 183H168V180L166 181ZM185 181H183V184H186V183H184ZM189 182H188V184L187 185H189ZM205 182V181H204ZM213 182H216V180L215 181H213ZM218 182V181H217ZM216 182V183H217ZM23 183V184H22ZM105 183V182H104ZM108 183H109V181H108ZM108 183H106V185L108 184ZM117 183L119 184V182H116V184H114L115 185V187L113 188L114 190H115V188L117 187L116 185H117ZM153 183V182H152ZM160 183V182H159ZM159 183L157 184V185H159ZM194 183H195V185H196V190L198 191V188L197 187H199V184L197 183V182H195L194 181ZM193 183V184H194ZM198 185H197V184ZM201 183H202V185H203V181H201ZM206 183V182H205ZM204 183V184H205ZM215 183V184H216ZM96 184H98V183H96ZM147 184V183H146ZM172 184V183H171ZM175 184V183H174ZM54 185L57 187H55L54 189H53V187H54ZM101 185L100 186H98L97 188H99V187H101ZM110 185V184H109ZM163 185V184H162ZM179 185V184H178ZM181 185V187H182V184H180ZM191 185H192V183L190 184V186H188L189 188L191 187ZM201 185V184H200ZM201 185V186H202ZM210 185H207V186H210ZM212 185L210 186V187H212ZM216 185H218V184H216ZM103 186H104V184H103ZM110 186H112V185H110ZM109 186V187H110ZM120 185H118V187H119ZM122 186V185H121ZM131 186V185H130ZM129 186V187H130ZM141 186V185H140ZM140 186H139V188H140ZM159 186H161V184L159 185ZM164 186V185H163ZM162 186V187H163ZM171 186H172V190H171ZM184 186V185H183ZM214 186V185H213ZM138 187V186H137ZM136 187V188H137ZM144 187V186H143ZM149 187V186H148ZM168 188H169V185L167 186ZM173 187H175V188H177V189H179V187H177L176 185H174L173 186V184L172 185H170V189L169 190H171V192L173 191ZM185 187L187 188V186L185 185ZM184 187V188H185ZM194 187V186H193ZM192 187V189H194ZM206 187V186H205ZM95 188V187H94ZM107 188H108V185H107ZM122 188V187H121ZM125 188V187H124ZM131 188V187H130ZM155 188V187H154ZM183 188V187H182ZM181 188V189H182ZM186 188H185V190H184V192H185V194H186ZM217 188V187H216ZM99 189H102V187L101 188H99ZM119 189H120V187H119ZM133 189V188H132ZM143 189V188H142ZM164 189V188H163ZM176 189V190H177ZM181 189H179V192H182V194H179V195H181V197H182V195H185L184 193H183V190L182 191H180ZM191 189V190H192ZM205 189V188H204ZM203 189V190H204ZM207 189V188H206ZM210 189V188H209ZM95 190V189H94ZM105 190V189H104ZM125 190V189H124ZM128 190V189H127ZM127 190H125L124 191V193H126V195H127V193H129ZM141 190V189H140ZM139 190V191H140ZM165 190V189H164ZM187 190H189V189H187ZM201 190L202 189H200V192H201ZM202 190V192L201 193H203L202 195H204L205 193H204V191ZM98 191V189H96V191H95V193ZM123 191V190H122ZM127 191V192H126ZM135 191V190H134ZM142 191V190H141ZM168 191V190H167ZM100 192V190L98 191V193ZM106 192V191H105ZM113 192V191H112ZM111 192V193H112ZM118 192H119V190H118ZM136 192V191H135ZM153 192V191H152ZM163 192V191H162ZM161 192V193H162ZM171 192H169V193H171ZM175 193H176V191H174ZM173 192V193H174ZM190 192V191H189ZM209 192V191H208ZM212 192V191H211ZM213 192H214V190H213ZM104 193V192H103ZM103 193L101 192V194L103 195ZM122 194V192H120V195L122 194V197H124L123 195H125V194ZM132 193V192H131ZM137 193V192H136ZM140 193H142V192H140ZM139 193V194H140ZM149 193V192H148ZM154 193H156V192H154ZM167 193V192H166ZM165 193V194H166ZM175 193H174V195H175ZM190 193H195V191L194 192H190ZM197 193V192H196ZM100 194V193H99ZM115 194V193H114ZM164 194V193H163ZM188 194V193H187ZM186 194V195H187ZM198 194V193H197ZM197 194H194V195H197ZM214 194H215V192H214ZM213 194V195H214ZM218 194V193H217ZM102 195H100V196H102ZM129 195V194H128ZM131 195V194H130ZM168 195V194H167ZM170 195V194H169ZM173 195V194H172ZM171 195V196H172ZM176 195L178 196V191H177V193H176ZM190 194H188V196H189ZM194 195H190L189 197H193V199H195V198H198V197H195ZM201 195V196H202ZM135 197H136V194L134 195ZM138 196V195H137ZM152 196H153V194H152ZM151 196V197H152ZM164 196V195H163ZM197 196H200V194L199 195H197ZM201 196L199 197L200 199H201ZM208 196V195H207ZM206 196V197H207ZM214 196H216V194L214 195ZM213 196V197H214ZM97 197L99 198V196L97 195ZM111 197V196H110ZM139 197V196H138ZM138 197H137V199H138ZM141 197V196H140ZM145 197V196H144ZM143 197V198H144ZM154 197H156V195H154ZM153 197V198H154ZM164 197H166V196H164ZM170 197V196H169ZM168 197V198H169ZM176 197V196H175ZM186 197V196H185ZM184 197V198H185ZM205 197V195L203 196V198H206ZM125 198V197H124ZM153 198H152V200H153ZM162 198V197H161ZM160 198V199H161ZM212 198V197H211ZM215 198H217V197H215ZM229 198V197H228ZM228 198H226V199H228ZM81 199H82V201H81ZM111 199V198H110ZM134 199V198H133ZM136 199V198H135ZM146 199V198H145ZM149 199V198H148ZM159 199V200H160ZM167 199V198H166ZM165 198H162L161 200L163 201V200H166ZM173 199V198H172ZM186 199H188V197L186 198ZM190 199H192V198H190ZM192 199V200H193ZM207 199V198H206ZM210 199V198H209ZM225 199V200H226ZM141 200V199H140ZM151 200V199H150ZM149 200V201H150ZM154 200H155V198H154ZM153 200V201H154ZM168 200V199H167ZM174 200V199H173ZM184 200V199H183ZM182 200V201H183ZM199 200V199H198ZM202 200H204V199H202ZM229 200H231V197H230V199ZM123 201V200H122ZM137 201V200H136ZM152 201V202H153ZM156 201H158L157 200V198H156ZM171 201V200H170ZM177 201V200H176ZM181 201V200H180ZM194 201V200H193ZM197 201V200H196ZM210 201V200H209ZM145 202H146V200H145ZM159 202V201H158ZM158 202H157V204H158ZM161 202V201H160ZM173 202V201H172ZM171 202V203H172ZM179 202V201H178ZM177 202V203H178ZM188 202H189V200H188ZM198 202H201V201H198ZM221 202V201H220ZM224 202V201H223ZM230 202V201H229ZM96 203V202H95ZM128 203H131V202H129L128 201ZM127 203V204H128ZM138 203V202H137ZM143 203V202H142ZM150 203V202H149ZM164 203H165V201H164ZM163 203V204H164ZM168 203V202H167ZM170 203V202H169ZM177 203H176V205H177ZM205 203V202H204ZM214 203V202H213ZM139 204H140V202H139ZM144 204V203H143ZM148 204V203H147ZM153 204V203H152ZM181 204V203H180ZM189 204V203H188ZM187 204V205H188ZM195 204V203H194ZM199 204V203H198ZM197 204V205H198ZM209 204V203H208ZM220 204H222V202L220 203ZM220 204H218V205H220ZM99 205H100V203H99ZM105 205V204H104ZM119 205V204H118ZM132 205H135V204H132ZM155 205V204H154ZM153 205V206H154ZM162 205V204H161ZM168 205H170V204H168ZM174 205V204H173ZM187 205L185 206V207H182V208H180L179 209V206L180 205H177V209H179V214H178V217H179V219L178 220H176L177 222H178V224H176V221H174L175 223H174V225H172V224H168V222L167 223H164L162 226H163V230H161L160 228V230H161V232L162 233H160V234H164V233H166V237H167V235H169L170 236V238H171V245L170 246H172L173 248H174V250H172L173 252V256L175 255H180V256H182L183 257V255H189V253L191 254V252H194V253H196V254H200V253H198V251H199V244L202 242V241H199L198 239L200 238L199 237V235H198V233L197 232H199V231H197V230H199V229H197V227L194 229V230H196L195 232H190V227H191V225L193 226L195 223V221L196 220H199L200 218H202V217H200L199 219H196L197 218V214L199 215V213H200V211H199V213H196V211H197V209L199 208V207H197V205L195 206H192L191 207V210L189 209L190 208V206L187 208ZM190 205H191V203H190ZM211 205V204H210ZM225 206V204H222V206ZM234 205V204H233ZM106 207H109V205L107 206V205H105ZM127 206V205H126ZM140 206V205H139ZM152 206V207H153ZM95 207V206H94ZM98 207V206H97ZM123 207H125V206H123ZM122 207V208H123ZM131 207V206H130ZM146 207H148V206H145V208ZM165 207V206H164ZM194 207H197V209H196V211H193V214H194V212L196 213V217L194 216V218L196 219H192V215H191V212H192V209L194 210L195 208ZM221 207V206H220ZM127 208H129V205H128V207ZM133 208V207H132ZM135 209H133V212L132 211H130V214L131 213H134V210H136L137 208H139L138 206H136V207H134ZM149 208V207H148ZM150 208H151V206H150ZM157 208V207H156ZM174 208V207H173ZM212 208V207H211ZM222 208V207H221ZM220 208V209H221ZM85 209H87V207L85 208ZM152 209V208H151ZM164 209V208H163ZM175 209V208H174ZM177 209H175L174 211L177 213ZM202 209V208H201ZM206 209H207V206H206ZM95 210H97V208L95 209ZM110 210V209H109ZM119 210V209H118ZM130 210V209H129ZM155 210H158V209H155ZM162 210V209H161ZM165 210V209H164ZM167 210H169L168 209V207H167ZM171 210V209H170ZM168 211L167 213H170L171 211ZM198 210H200V209H198ZM218 210H219V208H218ZM90 211V210H89ZM140 211V210H139ZM146 211V210H145ZM145 211H143V213L145 212ZM151 211V210H150ZM160 211V210H159ZM191 211V212H190ZM91 212H93V210L91 211ZM98 212V211H97ZM102 212V218L103 219H105L106 220V218L108 219V216H109V213H110V211H108V209L107 208H103V210L101 211ZM125 212V211H124ZM124 212H122V213H124ZM127 212H129V211H127ZM136 212L138 213V209L136 210ZM135 212V213H136ZM151 212H153V211H151ZM201 212H203V210L201 211ZM210 212V211H209ZM213 212H214V210H213ZM217 212V211H216ZM233 212V211H232ZM99 213V212H98ZM136 213V214H137ZM140 213V212H139ZM160 213V212H159ZM167 213H165V214H167ZM172 213H174L173 212V210H172ZM211 213V212H210ZM226 213V212H225ZM238 213V212H237ZM240 213V212H239ZM115 214V213H114ZM119 214V213H118ZM147 214V213H146ZM201 214V213H200ZM209 214V213H208ZM232 214V213H231ZM255 214H257V213H255ZM255 214H254V216H255ZM93 215H96V213L95 214H93ZM127 215V214H126ZM169 215V214H168ZM202 215V214H201ZM201 215H199V216H201ZM213 215V214H212ZM211 215V216H212ZM226 215V214H225ZM234 215V214H233ZM240 215V214H239ZM60 216H65L63 219H60ZM122 215H120V217H121ZM142 216H143V214H142ZM148 216V215H147ZM160 216V215H159ZM170 216H172L171 214H170ZM176 216H177V214H176ZM214 216V215H213ZM226 216H228V215H226ZM242 216V215H241ZM250 216V215H249ZM252 216V215H251ZM94 217H96V216H94ZM127 217V216H126ZM132 217V216H131ZM138 217H140L139 215L137 216L136 215V219L138 218ZM166 217V216H165ZM207 217V216H206ZM221 217V216H220ZM223 217V216H222ZM125 218V217H124ZM173 218H174V216H173ZM173 218H171V219H173ZM208 218H211L210 216L208 217ZM215 218H216V216H215ZM224 218H225V216H224ZM230 218L232 219V217L230 216ZM235 218V217H234ZM233 218V219H234ZM237 218H238V216H237ZM244 218H245V216H244ZM248 218V217H247ZM132 219H135V217L134 218H132ZM135 219V220H136ZM139 220H140V218H138ZM143 219V218H142ZM150 219V218H149ZM163 219V218H162ZM165 219H167V218H164L163 219V222H165ZM222 219V218H221ZM232 219V220H233ZM242 219V218H241ZM70 220H74V221H76L77 223H79L80 224V226L81 227H77L76 228V223H75V225H74V227L75 228H73L72 226H68L69 224L68 223H70V222H68V221H70ZM127 220V219H126ZM168 220H169V218H168ZM173 220H175V219H173ZM193 220H195L194 222H192ZM207 220V219H206ZM243 220V219H242ZM249 220V219H248ZM68 223H67V222ZM93 221H95V218H94V220ZM97 221V220H96ZM96 221H95V223H96ZM132 221V220H131ZM150 221V220H149ZM219 221V220H218ZM222 221V220H221ZM234 221V220H233ZM245 221V220H244ZM66 222V223H65ZM148 222V221H147ZM170 222V221H169ZM191 222H192V224H191ZM199 222V221H198ZM197 222V223H198ZM205 222V221H204ZM220 222V221H219ZM227 222V221H226ZM236 222H238V221H236ZM239 222H241V221H239ZM73 223V222H72ZM106 223V222H105ZM110 223V222H109ZM136 223H137V220H136ZM152 223V222H151ZM172 223V222H171ZM201 223V222H200ZM231 223V222H230ZM242 223V222H241ZM97 224V223H96ZM124 224H126V223H124ZM141 224H142V221H141ZM149 224V223H148ZM153 224V223H152ZM203 224V223H202ZM201 224V225H202ZM213 225H214V223H212ZM224 224V223H223ZM227 224V223H226ZM239 224V223H238ZM73 225V224H72ZM111 224H109V226H108V230H110V228H111V226H110ZM134 225V224H133ZM138 225V224H137ZM139 225H140V223H139ZM146 225V224H145ZM200 225V226H201ZM205 225V224H204ZM204 225H202V226H204ZM208 226H209V224H207ZM216 225H217V223H216ZM246 225V224H245ZM79 226V225H78ZM101 226V225H100ZM99 226V227H100ZM121 226H123V225H121ZM126 226H127V224H126ZM135 226V225H134ZM142 227H143V224L141 225ZM154 226H155V224H154ZM206 226V225H205ZM226 226V225H225ZM247 226V225H246ZM249 226H251V225H249ZM133 227V226H132ZM135 227H137V229H136V233H135V235L138 233L137 232V230H138V228H139V226H135ZM147 227V226H146ZM148 227H149V225H148ZM147 227V228H148ZM156 227V226H155ZM158 227V226H157ZM221 227H223V226H221ZM248 227V226H247ZM125 228V227H124ZM127 228H128V226H127ZM130 228V227H129ZM128 228V229H129ZM191 228H194V226L193 227H191ZM202 228V227H201ZM206 228H208V227H206ZM250 228V227H249ZM112 229H114V228H112ZM128 229H126V230H128ZM131 229V228H130ZM140 229H141V227H140ZM144 229V228H143ZM150 229H152V228H150ZM204 229V228H203ZM222 228H220V230H221ZM225 229V228H224ZM227 229H229V228H227ZM245 229V228H244ZM148 230V229H147ZM146 230V231H147ZM155 230V229H154ZM202 230V229H201ZM210 230V229H209ZM208 230V231H209ZM247 230V229H246ZM251 230V229H250ZM254 230V229H253ZM121 231V230H120ZM129 231V230H128ZM132 231H133V229H132ZM143 231H145V229L144 230H142V232ZM152 232H153V230H151ZM164 231V232H163ZM204 231V230H203ZM202 231V232H203ZM255 231V230H254ZM110 232V231H109ZM113 232V231H112ZM123 232V231H122ZM127 232V231H126ZM131 232V231H130ZM134 232H135V230H134ZM201 232V231H200ZM205 233H206V231H204ZM87 233V232H86ZM115 233H117V235L116 234H114V235H116L117 237L119 236L118 235V232H115ZM128 233V232H127ZM141 233V232H140ZM157 233V232H156ZM212 233V232H211ZM219 233H220V231H219ZM253 233V232H252ZM124 234V233H123ZM149 234V233H148ZM147 233H146V235H148ZM152 234V233H151ZM204 234V233H203ZM202 233L200 234L201 236L203 235ZM221 234H222V232L220 233V236H221ZM224 234H225V232H224ZM83 235V234H82ZM81 235V236H82ZM114 235H112V236H114ZM139 236H142V235H140V234H138ZM145 235V234H144ZM146 235L144 236V238L146 237ZM154 235H155V233H154ZM157 235V234H156ZM197 235H198V238H197ZM251 235V234H250ZM254 235H255V233H254ZM257 235V234H256ZM122 236H125V234L124 235H122ZM122 236H120V238L122 237ZM138 236V237H139ZM149 236H150V234L148 235V238H149ZM161 235H159V237H160ZM168 236V237H169ZM196 236V237H195ZM214 236V235H213ZM225 236V235H224ZM226 236H227V232H226ZM92 237V236H91ZM103 237V236H102ZM129 237H131V235L129 236ZM154 237V236H153ZM158 237V238H159ZM163 237H165V235L163 236ZM208 237V236H207ZM212 237V236H211ZM217 237H218V233H217ZM244 238H245V235L243 236ZM119 238V239H120ZM131 238H133V236L131 237ZM140 238V237H139ZM157 238V239H158ZM202 239H204L205 238V240H203V242H205V244L207 245V243H208V240L206 239V237H201ZM200 238V240H202ZM227 238V237H226ZM250 238V237H249ZM252 238H254V236L252 237ZM85 239V238H84ZM117 238L115 237V243L114 244H116L117 242L116 241H119V239H117ZM124 239V238H123ZM142 239V238H141ZM153 239V238H152ZM156 238H154V240H155ZM222 239V238H221ZM220 239V240H221ZM224 239V238H223ZM222 239V240H223ZM229 239V238H228ZM104 240V239H103ZM112 240H114L113 238H112ZM111 240V241H112ZM134 240V239H133ZM132 240V241H133ZM135 240L137 241L138 239H136V237H135ZM134 240V241H135ZM145 240V239H144ZM148 240V239H147ZM149 240H151L150 238H149ZM212 240V239H211ZM217 240V239H216ZM215 240V241H216ZM250 240V239H249ZM135 241V242H136ZM139 241H140V239H139ZM142 241V240H141ZM159 241H160V239H159ZM158 241V242H159ZM226 241V240H225ZM121 242V241H120ZM144 242V241H143ZM146 242V241H145ZM155 242H157V241H155ZM202 242V243H203ZM142 242H140V244H141ZM212 243V242H211ZM220 243V242H219ZM218 243V244H219ZM249 243V242H248ZM105 244V243H104ZM131 244V243H130ZM135 244V243H134ZM139 244V243H138ZM142 244H144L145 245V243H142ZM153 244V243H152ZM165 244V243H164ZM210 244V243H209ZM208 244V245H209ZM214 244H215V242H214ZM242 244V243H241ZM252 244V243H251ZM250 244V245H251ZM93 245V244H92ZM100 245V244H99ZM110 244H108V246H109ZM111 245H113L112 243H111ZM111 245H110V247H111ZM117 245V244H116ZM124 245V244H123ZM162 245V244H161ZM208 245L206 246V249H209V248H207L208 247ZM212 245V244H211ZM243 245V244H242ZM249 245V246H250ZM145 246H148V245H145ZM151 246V245H150ZM155 246V245H154ZM213 246V245H212ZM235 246H237V245H235ZM241 246V245H240ZM255 246V245H254ZM87 247H89L88 245H87ZM112 247H115V246H112ZM119 247V246H118ZM123 247V246H122ZM140 247H142V246H140ZM162 247V246H161ZM215 247H216V245H215ZM101 248V247H100ZM103 248H106V250H107V246L106 247H102V249ZM132 248V247H131ZM135 248V247H134ZM147 248V247H146ZM203 248H205V247H203ZM202 248V249H203ZM213 248V247H212ZM244 248H246V247H244ZM111 249V248H110ZM109 249V250H110ZM113 249V248H112ZM111 249V250H112ZM115 250H116V247L114 248ZM113 249V250H114ZM124 249V248H123ZM144 249V248H143ZM164 249V248H163ZM167 249V248H166ZM216 249V248H215ZM236 249H239V248H236ZM256 249H258V248H256ZM262 249V248H261ZM87 250H89V248H87ZM110 250V251H111ZM126 250V249H125ZM210 250V249H209ZM209 250L207 251V253L209 252ZM248 250H249V248H248ZM254 250V249H253ZM108 251V250H107ZM106 251V252H107ZM122 251V250H121ZM126 251H128V248H127V250ZM125 251V252H126ZM144 251V250H143ZM146 251H148V250H146ZM162 251V250H161ZM204 251H206V250H204L203 249V253H204ZM213 251H214V249H213ZM252 251V250H251ZM105 252V253H106ZM109 252V251H108ZM123 252V251H122ZM124 252V253H125ZM199 252H202L201 250L199 251ZM240 252V251H239ZM248 252V251H247ZM90 253H92V252H90ZM94 253V252H93ZM110 253V252H109ZM132 253H133V251H132ZM141 253V252H140ZM140 253H139V255H140ZM193 253V254H194ZM242 253H244V252H242ZM246 253V252H245ZM252 253V252H251ZM250 253V254H251ZM104 254V253H103ZM108 254V253H107ZM114 252H113V255L110 253V254H108L109 255V258H108V260L112 257V259L114 258ZM116 254H117V252H116ZM120 254H121V252H120ZM120 254H118V255H120ZM127 254H128V252H127ZM160 254H161V252H160ZM192 254V255H193ZM195 254V255H196ZM202 254V253H201ZM200 254V255H201ZM241 254V253H240ZM262 254V253H261ZM112 255V256H111ZM171 256H172V254H170ZM194 255V256H195ZM105 256V258H106V254H104L103 255V257ZM111 256V257H110ZM131 256H133V255H131ZM148 256V255H147ZM158 256H160V255H158ZM158 256H156V257H158ZM165 256V255H164ZM190 256V255H189ZM189 256L187 257L188 258V260H189ZM203 256H205V255H203ZM199 257V255H198V257L195 259V260H193V264H223L222 262H220V261H212V260H210V255H209V258L207 259V258H204V257ZM214 256V255H213ZM212 256V257H213ZM253 256H255V255H253ZM108 257V256H107ZM116 257V256H115ZM126 257V256H125ZM135 257V256H134ZM185 257V258H186ZM206 257H207V255H206ZM220 257V256H219ZM218 257V258H219ZM222 257V256H221ZM243 257V256H242ZM242 257H240V258H242ZM246 257V256H245ZM250 257V256H249ZM257 257H259V256H257ZM104 258V259H105ZM116 258H118V257H116ZM121 258H123V257H121ZM138 258H140L139 256H138ZM167 258V257H166ZM171 258V257H170ZM174 258H177V256L176 257H174ZM179 258V257H178ZM178 258H177V260H176V264H179V263H177V261H179L178 260ZM191 258H192V256H191ZM191 258H190V260H191ZM239 258V259H240ZM87 259V260H86ZM103 259V258H102ZM136 259V258H135ZM141 259V258H140ZM145 259V258H144ZM153 259V258H152ZM183 259V258H182ZM261 259V258H260ZM263 259V258H262ZM106 260V261H105ZM104 260V263H102V261H101V264H107V263H105V262H108L107 261V258ZM118 260H120L119 258H118ZM122 260V259H121ZM124 260V259H123ZM127 260V259H126ZM133 260V259H132ZM143 260V259H142ZM147 260V259H146ZM166 260V259H165ZM255 260V259H254ZM258 260V259H257ZM257 260H255V261H257ZM135 261V260H134ZM154 261V260H153ZM181 261H183V260H181ZM185 261V260H184ZM225 261V260H224ZM244 261H247V260H244ZM260 261V260H259ZM259 261L257 262L258 264H259ZM18 262V263H17ZM114 262V261H113ZM117 262V261H116ZM116 262H115V264H116ZM119 262V261H118ZM118 262H117V264H118ZM148 262V261H147ZM157 262H159V261H157ZM170 262V261H169ZM174 262V261H173ZM180 262V261H179ZM190 262V261H189ZM237 262V261H236ZM241 262V261H240ZM252 262V261H251ZM250 261L248 262V263H251ZM261 262V261H260ZM100 262L98 261V263L97 264H99ZM119 263H121V262H119ZM126 263H128L127 261H126ZM154 263V262H153ZM165 263H167V261L165 262ZM186 264H187V260H186V262H185ZM184 263V264H185ZM242 263V262H241ZM254 263V262H253ZM253 263H251V264H253ZM256 263V262H255ZM109 264V263H108ZM110 264H111V262H110ZM114 264V263H113ZM135 264V263H134ZM164 264V263H163ZM170 264H171V262H170ZM173 264V263H172ZM192 264V263H191ZM225 264V263H224ZM227 264V263H226ZM230 264V263H229ZM233 264V263H232ZM239 264V263H238ZM243 264V263H242ZM261 264V263H260ZM264 264V263H263Z\"/></svg>",
    "mask_w": 264,
    "mask_h": 264
}]
</instances>
